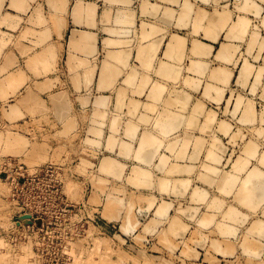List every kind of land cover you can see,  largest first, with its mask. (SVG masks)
I'll use <instances>...</instances> for the list:
<instances>
[{
	"label": "rangeland",
	"instance_id": "374dc122",
	"mask_svg": "<svg viewBox=\"0 0 264 264\" xmlns=\"http://www.w3.org/2000/svg\"><path fill=\"white\" fill-rule=\"evenodd\" d=\"M185 1L186 0H129L128 5H120L119 3H116V2L113 3L112 1L108 2L106 0H99V3H105V5L106 4L111 5L110 13H108L105 16L106 19H108L109 17L111 19L113 11H115V13H114L115 18H117L120 15H124L126 18L128 17V19L131 20V22H128V23H121V22H118L117 20H114L113 23H112V21L110 22L111 24L121 25L123 27L126 26L125 30H127V34H129V32H130L129 30H132L133 27L135 26V24H137V26H140V29L142 30L141 34L139 36V39H140L141 35L144 38V39H141L142 41H145V39L148 40V39L156 36L157 43L158 44L160 43V45H158L157 47L156 46L150 47L151 50H149V48H148L146 51H142V50L146 49L145 47H142L140 49L138 48L137 54H136L137 56L129 64V66L127 65V67H126V65L125 66L123 65V62L122 63L120 62L121 65L118 64L119 63L117 60L118 58H116V60H117V62H116L115 57L112 60L113 61L115 60L116 63L113 62L112 60H110L111 62H108V63L104 62V63L99 64L101 67V70H103V72L106 71L105 74L109 73L107 69L110 66L111 67L114 66V67H116L117 74L119 71H122V70H123V72L121 74L124 73L126 75V71H127V72H130V76H132L131 74L133 73V75L135 76V78L133 77V79H132V77L126 78V77H124L125 75L121 78L114 77L112 80V84L110 83L111 82V79H110L109 84L105 87H102V88L100 86V82L102 79L97 78L96 75L92 79H90V78L84 79L83 86L79 85V83L78 84L75 83L76 84V86H75L74 82H80V80H72L71 84L74 85L75 91H77L76 95H74V99L76 100L78 107H81L83 109H85V107H89V108L93 109V115H92V119H91L92 120L91 121L92 122L91 129L90 128L86 129V127H85V119H86L85 114L79 115L78 118H76L77 122L76 121H74L73 123L67 122L68 125L67 124H65L64 126L62 125L63 127L61 125H57V124L53 123L51 121V119L48 120L47 119L48 117L46 118L47 119L46 122L41 124L42 122L41 123L37 122L33 118H26L25 116L20 115V116L14 117V120H16V121L18 120V122L16 123V124H18L17 126L6 127L5 124L1 123L4 119H8V117L6 115V111L4 110V108H2V110L0 111V264H264V235H263V239H261L262 238V237L260 238L261 235L258 234V233L264 234V231H261L264 227L263 226L264 224L262 223L263 224V225H261V227L263 226L262 228L258 227L260 225L259 221H260V223H261V221L264 222V216H263V213H264V197L263 198L260 197V196H264V182H260L259 180H256V181H253V184H252V189H253L252 194L259 196L261 198V200L259 201L260 198L256 197L258 201L255 200V202L260 203L263 200L260 204H258V203L255 204V202H254L255 206L260 205V206H258V208L254 207L257 209L252 208L254 210H250L251 209L250 207L251 206L253 207L254 204L251 205V204H247V202L244 203L243 201L246 200V199H244V195H245L244 192L245 191H243V193H241L242 191L240 190V188L243 186L242 180H244L246 178V175H247L244 172L251 173L252 172L251 169L254 170V167H255L256 171L263 174V176H264V163L259 164V162L264 161V160L260 159L261 161H259L257 163V159H259L260 157L262 158V156L264 154V152L262 153V151H264V145H263L264 144V133H263L264 132V123L263 122L264 121H262V118H264V114L262 113V112H264V95L262 94L264 92L263 91V89H264V25L262 24L263 23L262 21L264 20L263 19L264 0L263 1H261V0H206L205 2H204V0H202L203 2L200 0H189V3L191 2L192 6L194 4V6L192 8L193 11L190 12V15H191L190 18L193 17L195 20L194 16L198 12V11L194 12L198 9L196 6H199V8H200V9H198L200 15L199 16H198V14L196 15V21L200 22V25H202L201 27H203L204 25L206 26L207 21H209L211 23V25H212V23L215 22V20L218 21L217 16H216V18H214V21H211V19H209L210 18L209 16L215 17L214 15L216 12L214 11L215 12L214 13L212 10L219 11V14L220 13L222 14L223 12H225V15H226V16H224L225 20H223V22H222V18H223L224 14H222V16L220 14L221 18L219 19L222 22V23H220V25L223 24L224 22H226L227 25L224 23V25L226 27L225 30H224V25H223V29H222V25L221 26L219 25L221 28L218 26V23L220 21H218V23H216L217 26L214 25L216 28L215 30L211 29L212 27H214L213 25L210 28V31H212V32L215 31V33L218 32L216 34V35H218L217 36L218 39L216 38V41H212V38H211L212 36L211 37L208 36L209 34L213 35V33L211 34L210 31H208V33L209 32L210 33L209 34L207 33L208 35L206 36V38L203 37V32H205V30H206L205 27L202 29L199 28V30L197 29L198 32H195L196 27L194 28V26H197V25L194 22H196V21H194L193 19H192L193 21H191V19L189 20V18H187V20H185L186 19L185 16L189 15V13L187 14V11L188 10L190 11V9H191L190 8L187 11L185 10L186 9L185 3H184ZM187 2H188V0H187ZM216 2H217V4H216ZM182 3L184 4L185 9H184V7H181V5H183ZM191 3H190V7H191ZM245 3L247 5H252L254 3V5H257V7L252 5L249 8V7L245 6L246 5ZM80 5H81V3L78 2L79 7H80ZM241 5L242 6L244 5V8H245L244 10H243V7ZM125 6H126V8H125ZM142 6H145V8H147V11L149 10L148 14L145 12L143 13L144 9H142ZM129 7H130V9H129ZM254 7L256 9L257 8L258 9L254 10L255 9ZM97 10L100 12V10L97 9V7L94 8L95 18H96ZM141 10H143V11H141ZM163 10H165L166 13ZM203 10H206L207 12H204ZM220 10L221 11L223 10V11L221 12ZM124 11H126L127 13ZM162 11L164 12V14L162 13ZM255 11H257V12L260 11V13L258 14ZM172 12H174V13H172ZM208 12L211 13V15ZM212 12L214 15H212ZM227 12H228V14H227ZM122 13H124V14H122ZM167 13H168V15H167L168 18H166ZM185 13L187 15H182ZM201 13L204 15L203 17H202ZM206 13H208V14H206ZM142 14H146V15L143 16ZM169 14L170 15L173 14V18H174V20H172V17H171L170 20H172V21H170V23L168 21L169 16H170ZM178 14L182 15V17L184 16L183 17V19L185 18L184 22L182 21L183 20L182 18H181L182 20L180 19L181 16H178ZM192 14H193V16H192ZM219 14H218V16H219ZM164 15H165V17H163ZM205 15H207V16H205ZM228 15L230 17L229 20H227ZM200 16L202 17L201 20L204 18L203 19L204 21L202 20L203 23L200 20ZM80 17H81V14L79 12L78 18H80ZM150 17H152V22H150V20H149ZM176 17H178L181 21ZM187 17H189V16H187ZM205 17H209L208 20ZM213 17H211L212 20H213ZM243 17L247 19V20L246 19H244V20H246L247 22H250V23L249 24L247 23V25L246 24L244 25L243 24L244 20L242 21ZM197 18H199V19H197ZM238 18H239V20H238ZM176 19H178L180 22H178V20H176ZM165 20H167V21L165 22ZM188 20H189V23H191V22L192 23L189 24L187 22V24H186V21H188ZM144 21H145L146 26L144 25ZM227 21H228V23H227ZM238 21H241L242 23L238 22ZM232 22L234 24L239 23V26L241 23V24H243L241 26H246V27L248 26L250 28L247 27L246 29L248 31L245 29L244 32H246V33L242 34V36H241L242 38L237 39L238 36L236 37V36L232 35V33L234 32L233 31L234 26H232L233 25ZM150 23H151V25H149ZM178 23H179V25H178ZM244 23H246V22H244ZM193 24H194V26H193ZM236 24H235V26H236ZM152 25H154L153 28L151 27ZM143 26H145L144 29H142ZM157 26H159V29ZM179 26L182 28L180 29ZM237 26L235 27V31L238 32L239 28L237 29ZM191 27H193V28H191ZM229 27L231 28L230 30L233 31L232 33L229 31L231 33V35L233 36V38H231L232 36H229L230 33H228L229 35L227 34L229 37L226 35V33L229 30ZM232 27H233V29H232ZM160 28H161V32H159ZM207 28H209V27H207ZM217 28H219L218 31H216ZM147 29H150L151 33L146 34L145 32ZM156 29H158L159 31L156 32ZM203 29H205V30L203 31ZM220 29H222L223 31ZM207 30H209V29H207ZM226 30H227V32H226ZM191 31H193V32H191ZM177 32H178V34H177ZM252 32L255 33V35L250 36V33L252 34ZM234 33H236V32H234ZM123 34L126 35V33H123ZM176 34L178 36H181L184 38L186 37V35H188L184 40V41H186V42H184L185 47H182L184 49V50L183 49L182 50L185 52L182 54L184 57L181 58L182 59L180 61L181 64H180V62L178 64L179 70L181 72L178 71L179 76L177 75V77L174 78L176 80L178 77H180V79L178 78L177 82L175 80H173V81L171 79L169 80V77L167 79V77L162 76V72L159 73L160 71L158 70V68H160L162 65H164L163 62L165 60L167 61V62L165 61L166 63H168V62L170 64L172 63L171 58H169V57H171L173 55L174 51L173 52L170 51V52H172V55L168 57L167 55H170L171 53L167 54V52H168L167 50L169 49V47H168L169 46L168 45L169 40L171 41L172 35H176ZM144 35L146 38L144 37ZM163 35H164V38H161L162 40H160V37H162ZM234 35H236V34H234ZM243 35H245V36H243ZM214 36H215V34H214ZM207 37L209 39L210 38L211 39L209 40V39H207ZM226 37H228L230 39H228ZM235 37H236V39H234ZM253 37H255L254 41L255 40H257V41L259 40V41H258V43L255 41V43L257 45L255 44L256 45L255 46L254 44H252L255 47H254V49H251V48H249V47H251L249 44L252 43V41L250 39L253 40ZM192 39L195 41L197 40L199 42H202L204 45L205 44H206V46L208 45V47L211 46L210 55L207 56V54L206 55L203 54L199 57L196 55H192V54L190 55L189 50H190L191 43L193 44ZM241 39H242V41L243 40L244 41L242 42ZM221 42H223V43H221ZM231 42L233 44H235V46L232 47V49H230V47L233 46V44L231 46H229V44H231ZM260 42L262 44V48L259 45ZM226 43L227 44L229 43L228 44L229 49L227 52V53H229L228 54L229 57H228V59H226V60L224 59V61H222L223 59L219 58L217 54H218L220 48H222V47L224 48L223 44L225 45ZM247 44H248V48L251 50H249L247 48ZM228 46H227V48H228ZM257 46H260L261 49L258 48ZM170 48L172 50L171 46H170ZM186 48L188 50H186ZM225 48H226V45H225ZM152 49L154 51H152ZM233 49H234V51H232ZM258 49H259V51H258ZM151 51H152V53H151ZM143 52L148 53L147 55L154 56L152 62L147 61L146 58H148V56L145 58L146 60L144 59L145 56L143 58H139V59H142L140 61H143V59H144V61H147L149 63V65H151V67L147 66L148 63H147V65H145L146 62H144L145 64L143 65V63L138 60V57H139L138 55L139 54L143 55ZM231 52H233V53H231ZM258 53H259V56L258 57L255 56V55H258ZM142 55H140V57H142ZM164 56L165 57L167 56V58H169V59L167 60ZM175 57H176V55H175ZM185 57H187L189 59H187V58L185 59ZM196 58L198 60H201V61L203 60L201 63H203L204 61L205 62L208 61V62H206L207 64L209 63L208 65L205 64V62H204V64L206 66H209V67L204 66V67H206L205 70H204V67H203V69L201 68L202 67L201 63H200V65H198V66H201L200 69L202 71H205L206 74L203 75L204 72L200 74V69H197V70L195 69L194 66H196V65H194L195 63H192V60H193V62H195V61H197V60H195ZM217 58H219V60ZM210 60H212V61H210ZM190 61L192 64L190 63L189 68L191 69L193 67L192 70L194 69L193 71L195 73H196V71L198 72V70H199L198 73L200 75L194 74L193 72L189 71L190 69H188L187 67L189 66ZM166 63H165V65H166ZM115 64H117V65H115ZM140 64H142L143 66H140ZM99 65L97 63H95V69H94L95 72H96V69ZM159 65H161V66H159ZM244 65H247V67L250 66L251 70L248 69V70H250L249 72H251L250 74H246V72H248V71H246L247 70L246 68H245L246 70L243 69ZM105 66L107 67V69ZM144 66H145V68L143 69ZM168 66H169V64H168ZM180 66L182 67L181 69H180ZM216 66L217 67L219 66V69H218L219 71L220 70H222V71L224 70L225 72L227 71L226 72L227 74H230V72H231V74L229 75L230 77L228 78L227 74H226V76L223 75V73L225 74L224 71L221 75L218 74V71H215L214 74L217 72V74L219 75V76L217 75L219 78L218 79L217 76L213 75V73H212L213 72L212 70L217 69ZM119 67H121V69ZM146 67H147V69H146ZM154 67H157V68H154ZM212 67H214L216 69H213ZM222 67H224L225 69H220ZM102 68H104V69H102ZM137 68H139L142 71V73L145 74L143 76H147V77H143L144 79H142V76H141L140 81H139V79L137 80V76L139 74L136 73L135 71H133V70H137ZM153 68H154V70H153ZM196 68H197V66H196ZM240 68H241V71L239 70ZM207 70L209 72H207ZM242 70H243V72H242ZM156 72H157V74L159 73L160 75L159 74L157 75ZM165 72L163 73V75L165 74ZM166 73H168V72H166ZM210 73L213 76L210 77ZM243 74L247 75V77L245 76L244 79H243V77H244ZM248 75H249V78H248ZM106 76H109V74ZM221 77H223V78H221ZM185 78H188V79H185ZM191 78H192V80L195 79L193 81L195 83L196 82L198 83V81H199V83H198L199 85L193 86L194 83L189 80ZM211 78H214V79L210 80ZM145 79H148V80H145ZM184 79L190 81L193 84L190 85L189 84L190 82L187 83L188 82L187 81V82H185V84H186L185 85L183 82V81H185ZM196 79L198 81H196ZM215 79H218V80L215 81ZM221 79H223V82H221L222 81ZM245 79H247L248 81L247 80H246L247 82L244 81ZM138 81L140 83H142V81L145 83V81H146V84L142 83L143 84L142 85ZM147 81H148V83H147ZM209 81L211 82V87L215 88V90L213 88L211 89V91H212V92L210 91L211 94L208 91L211 88V87H209L210 86ZM217 81H220V82H217ZM171 82H172L173 86L171 85ZM152 83H153V85H155L154 87L157 86L156 88L161 86L163 83H165V84L168 83L167 84L168 86L164 84L165 89H163L164 88L163 85L158 88V89L161 88L160 89L161 91L163 89V91L160 92L161 93L160 97H159V95L157 96L153 92L157 96V97L156 96H154V97H156L157 99L161 98L158 100V102H155L157 100H155L156 98H154L152 94H150V95L152 96V98L155 101H152L153 100L152 98H151V100L149 99L150 98L149 93L152 92L153 90L155 91V89H156V88L152 87L153 86ZM52 84L50 85L48 83L47 87L50 86V89H52V87H53ZM188 84L190 87L187 86ZM207 84L209 86H207ZM90 85L93 86V89H90ZM144 85H147V86H144ZM194 85H197V84H194ZM139 86H142V87L140 88ZM169 86H170V88H169ZM191 86H193V87L191 88ZM216 86L219 89L222 88V91H224L225 93L222 91L217 92ZM120 87H122V88H120ZM134 87H135V91L132 89ZM137 87H139V88H137ZM196 87L198 89L195 90ZM204 87L207 88L206 91L209 92L211 97L208 96V92L206 95L208 98H211V101H210V99L205 97V100H207L205 102L203 96L206 92H204V91L201 92ZM228 87H229V89H228ZM171 88H173V89L170 90ZM206 88H204V89H206ZM218 88H217V90H218ZM87 89H88V94H86ZM82 90H84V92ZM118 90H122V91H118ZM149 90H150V92H149ZM177 90H179V91H177ZM229 90H232L233 92L232 91L230 92ZM164 91H166V92H164ZM170 91H171V93H169ZM213 91H216L217 93H219V95L217 96ZM121 92H123V93H121ZM183 92H185V93H183ZM119 93H121V95ZM166 93H167V95H166ZM168 93H169V96H168ZM173 93L174 94L176 93L178 95L180 94V95L179 96L176 94L174 95ZM222 93H224V94H222ZM236 93L239 96L241 95L240 96V98H241L240 102H242L241 104L237 103V102H239L238 101L239 98H236V96H238V95H236ZM122 94H124V95H122ZM183 94H186V96ZM188 94L190 95L189 97H191V98L190 99L186 98V99L189 100L190 103L187 102L188 105H186L184 103L186 107L184 105L183 106L186 109L189 108V110L182 109L183 108V106H182L183 102H181V100L183 101L185 99V97H187ZM118 95H120V96H118ZM215 95H216V98H215L216 100L214 99ZM221 95H223L222 99L220 97ZM124 96H125V98H123ZM167 96L172 102H173L174 96H176L175 100L177 99V97H179L178 100L180 101V103L178 104V101L176 100L177 104H178V105H176V102L174 100L173 104H171L170 100L168 101ZM200 96H202V97L200 98ZM103 97H105V100L103 101V103H100L99 100H100V98H103ZM120 97H122V99H120ZM106 98H107V100H106ZM182 98H184V99H182ZM242 98H243V101H242ZM163 99H166L165 100L166 102L168 101V104H170L169 105L170 107H167L168 105ZM213 99L215 101H212ZM246 99H248V100H246ZM160 100H162L163 103ZM253 100H254V102H253ZM198 101H199V103H198ZM131 102H134L135 104L134 103L132 104ZM138 102H139V104H136ZM184 102H186V100ZM150 103L151 104L155 103V104H152V106H151ZM131 104H132V106L133 105L139 106V107L137 106L139 110L136 111V113L146 114V115L151 117V120H150V118H148L149 119L148 121H146V119H144L145 120L144 122L145 123L147 122L146 125H145V123H140L143 120L142 121L139 120V122L138 121L135 122L136 125L134 124L135 126H132V128L130 127L129 128L130 132H129V130L127 129L128 127L126 125L129 124V121H130V125L134 121V119H133L134 115H132V113L129 111ZM198 104H200V106L203 107V109L200 108V106H198ZM237 104H240V105H237ZM249 104H251V106ZM144 105L147 109L145 107H144L145 109L143 108ZM153 105H155V107L157 106V108L153 107ZM173 105H176V108ZM204 105H205V108H204ZM247 105H249L250 107L253 106L252 109L255 110L256 112L249 110L251 113V114H249L248 109L250 107L248 106V108H247ZM193 106H195V107H193ZM235 106H239V109H238V107H236V109H237L236 110ZM133 107H136V106H133ZM148 107H150V108L148 109ZM163 107L166 109H163ZM180 107H182V108H180ZM244 107H245V111H248L247 114H249L248 120L246 122H244V121L247 119V114L244 111ZM151 108L153 109V112H151L152 111ZM169 109L172 113L171 112L169 113ZM147 110L148 111L151 110V111L148 112ZM193 110H195V111L197 110L198 114L195 112L196 116H194L193 113L191 112ZM200 110H202L201 115H199ZM160 111H161V113H164V112L166 113V115H167L166 119H165V114H161ZM189 111L191 112V114L194 117H196V119L194 117H193L194 119H192L193 121L195 120L194 121L195 124H197V122L199 123L197 125L194 124L196 126V128L194 127L193 123H191L193 121L189 122V120H190L189 118L191 116ZM208 112L212 113V115L209 114L210 116H208L207 115ZM244 112H245V115L243 114ZM147 113H149V114H147ZM177 113L182 114L183 120L181 121L179 126L176 125L177 127L175 126V129L174 128H173V130L171 129V133L170 134L168 133L169 136H167V138H164L167 134L163 133L166 135L165 136L162 135V133H160V132L163 130L160 131V129H164V127L167 126V125L164 126L165 121H166V124H169L171 122V120L173 119L177 123L178 121L174 119V117L176 116ZM252 113H254V116L256 118L253 119ZM171 114H173L174 116H172ZM259 114H262V116H260ZM250 115H252V117H250ZM170 116H171V118H167ZM206 116H208L209 118H207ZM162 117H164V119ZM210 117H211V119H212V117L214 118L212 121L214 123H210L212 126L210 125V127H209L210 121L207 119H210ZM154 118L156 120H158V118H159V120H160V122L156 123V125H155V122H157V121ZM191 118H192V116H191ZM242 118L243 119L245 118V120H243ZM169 119H171V120H169ZM187 119H189V120H187ZM205 120H207V121H205ZM163 121H164V124L161 125L160 123L161 122L163 123ZM174 121H172L171 123H175ZM187 121L189 122L188 124L186 123ZM80 122L84 124L82 127H81V125H79ZM221 122H223L224 124H222ZM123 123L125 125H122ZM148 123L149 124L151 123V124L149 125ZM203 123H205V129H204V127L201 128V126H200V124L202 125ZM219 123H221V124H219ZM20 124H23V126H21ZM140 124H142V125H140ZM191 124L193 125V127L195 129H193V127L191 129V126H190ZM137 125H138V127H136ZM152 125L154 127L153 129H152ZM158 125L159 126L161 125L162 127L163 126L164 127L159 128ZM218 125H220V126L225 125L226 126V127H224L225 129L223 127H221L220 129L223 128L225 131H227L228 132L227 135H224V133H226V132L223 133V131H222L223 129L221 131L218 130V127H219ZM197 126L199 127V129ZM125 127H126V130H128L129 135H128V133H124ZM133 127L136 130H133ZM169 128H171V127H169ZM200 128L202 130L204 129V131H201ZM216 128H217V130H216ZM237 128H238V130H237ZM131 129L133 130V133H134V134L132 133L133 135L131 134V132H132ZM150 129L152 130V132L149 131V132H151L149 134H153V136L152 135H148V136H151L152 139H153V137H157L154 139L159 138L161 141H163L162 142L163 144H162L160 142V140L158 139V142H160L162 144L161 145L159 143L162 147L159 148L158 142H157V144L155 143L157 145V147L159 148V150H157L158 155L155 154V157H154L155 159L152 158V160H150L151 162L149 160L144 162V160H141L139 158L137 160V158H135L134 153L139 151L138 149L146 142V141H144V142L142 141L143 144L139 142L140 143V146H139L138 145L139 144L138 139L140 138L139 141L142 140V137H139V135H143V138H144V136H146L148 134V133L147 134H145V133ZM239 129L242 132L240 134L237 133V132H240ZM254 129H257V131H254ZM126 130H125V132H126ZM143 130H144V132H145V130H147V131L144 133ZM154 131L156 133H154ZM65 132H67V133H65ZM232 132H234L235 134L237 133V135H236L238 137V138L236 137L237 139L236 138L234 140L231 139L234 135ZM157 133H159L163 137H161ZM130 134H131V136H130ZM230 134H233L232 137H230ZM8 135L11 136L12 139L17 138V140H15V141L19 142L18 146L16 145V143H18V142L14 143V141L10 137H7ZM110 136H112V137H110ZM128 136H130V137H128ZM113 137H114L115 141L113 140ZM108 138H110V139L112 138L111 140L110 139L109 140L113 141L114 144L116 143V145L114 146L113 142H110L108 140ZM149 138L150 137H148V139ZM162 138L164 140H162ZM171 138H173V139H171ZM177 138H178L180 144L183 143L184 139L185 140L188 139L190 141V143L188 144V147H187L186 157L183 159H180V160L175 159L176 157L172 156L173 155L172 151H171L172 154L169 153L171 150V148L169 149V147L171 146V144L169 145V142H171V140L173 141L174 139L177 140ZM212 138H214L215 140H212ZM19 139L22 140V143H24L21 146H19L21 144L20 143L21 141ZM145 139H147V138H145ZM249 139H251V145H252L253 141L256 143V146L255 147L253 146V147L255 148L254 152H256V149H257V152L256 153H254L253 151L252 152L254 154H256L255 157L257 159H253L254 158L253 153L251 154L247 150L251 147L249 145L250 143L248 142ZM192 140H194V141L198 140L199 142L202 143V144L201 143L200 144L203 147V148L200 147L201 151L198 148V153L194 157L192 156V154L195 151L194 147H196V143H199V142L196 141L195 146H193L194 141H192ZM216 140H219V141H216ZM156 141L154 140V142H156ZM210 141H216V142H214L215 145L213 144L212 149L210 147V146H212V144L209 146V143H211ZM243 141H246V143ZM150 142H151V140H150ZM150 142L149 143L146 142L144 145L150 144ZM154 142H153V144H154ZM175 142L177 143L178 141H173L174 144H176ZM247 142H248V145L250 147L245 149ZM153 144L151 143L152 146H153ZM217 144H218V148L216 147ZM110 145H113V146H110ZM243 145H244V147H242ZM248 145H247V147H248ZM262 145H263V147H262ZM121 146H122V148H121ZM164 146H165V148H163ZM214 146L216 147V149L214 148ZM179 147H176L172 150H175L174 152H176V149L178 151ZM124 148L127 150H125ZM207 148H209V151H211V152L207 151L208 150ZM221 148H222V150H221ZM242 148L245 149L246 152L243 151V153H241ZM120 149L122 150V153H121ZM167 149H169L168 152H167ZM247 151L249 152L251 157L250 156L248 157V155L244 156L247 154ZM216 152L218 154H216ZM210 153L216 154L215 156H216L217 160L219 161L218 163L213 162V160H212V162H210V160L209 161L207 160L208 157H209V159H211L210 156L213 155V154L210 155ZM239 153H241V154H239ZM260 154H261V156H260ZM159 155H161V156L162 155H170L169 158H166L168 161V162L166 161V164L168 166L170 163V164H172V166L174 164H177L178 166L180 165V166H182L181 167L182 169H183V167H186L185 170L188 169L187 167H190L193 169L190 171V173H188L184 169L183 170L182 169L177 170V168H180L178 166H176L177 168L174 170L172 169L174 166L173 167L170 166L169 169H172L174 171V173H176V174H174L173 172L171 173L172 170L168 169V171H170V174L166 175V174H164V172H166V170H167L166 168H168V166L167 167L163 166V168L160 165H159V168L157 166L158 164H161L160 163L161 160L159 161V157H158ZM237 155H240V156L242 155V157H243V159H241V162L243 163L242 165H244V161H245L244 157L247 158L246 159L247 163H245V164H248V162L250 164L244 165L245 168H243V166L241 167V164H239V165L237 164L238 168H234V167H236V163H237L236 161L240 160V159H237L238 158ZM190 156H192V157H190ZM240 156H239V158H240ZM102 157L109 158V160L111 159L110 161H112V159H113L115 162H117L118 165H121V166L124 165V167L122 166L120 168L121 170L123 169L121 171L122 175L119 174L120 171L117 172L118 175L115 172H113L116 174L115 175L112 173V171L106 172L105 169L103 170L102 169L103 167L101 168V165H103V163H102L103 158ZM112 157H114V158H112ZM106 158L104 160H107ZM212 158H214V156ZM263 158H264V156H263ZM163 160H164V158H163ZM234 160L236 163L234 162ZM214 161H216V160H214ZM142 162L145 164H143ZM146 162H148L147 166H146ZM233 162H234V164H233ZM241 162L238 161V163H241ZM140 163H142V164H140ZM164 163H165V161H163V164ZM155 165H156V167H155ZM231 166H232V168H231ZM239 166L241 167V169L239 168ZM137 167L140 169L139 171H141L142 169H144V170L146 169V171H148L149 173L151 172V174L153 175V176H151V174H150V176L153 177L152 180L155 179L154 181H152L153 183H151V185H150V183L148 184V186H150V187H147V185L145 186V184H146L145 182L144 183L142 182V184H140V182L144 178L140 175H137L139 173V171H137V174L135 173L136 172L135 169L138 170ZM208 167H209V169H208ZM132 168H133V171L135 173V174L133 173L134 176L139 177L138 179L140 182L136 181L137 183H135L138 185L139 188L134 183L133 184L135 186L132 184V182L135 180L134 179L135 177L132 174ZM211 168L212 169L214 168L213 171H215L213 173V174H215V176H213V177L216 180L221 179L220 182H222V180H224L223 177L224 178L227 177L225 175V173H227V172L229 175H231L233 173H234L233 175H236V176L238 175L237 182L234 183L235 185L232 183L233 184L232 186L233 187L235 186L234 189H233V187L230 188V186H231V184H230L229 186L224 185L225 187L221 191L223 185H220L219 183L213 184V183H210L209 180L202 179L201 174L206 173L207 171H211ZM233 168L235 169V171L237 169H238V171L239 170L241 171L242 168L243 169H250V170L249 171L248 170H246V171L242 170V172L239 171L238 172L240 174L239 175L238 173H236L237 171L233 172V170H234ZM157 170H159V171H157ZM175 170H177V172ZM178 171H181L184 173H181V172L179 173ZM160 172H162V173H160ZM254 172H255V170H254ZM199 173H201V174H199ZM161 174H163L164 177L168 176L167 178H169V176H171L172 179L171 178L168 179L171 181V183L168 182V184H171L170 185L171 187H169V188L172 189V192L170 189H168L169 191L166 190L168 192H164L165 188H162L163 192L161 191V193H160L159 189H161V188L158 187L159 186L158 182L160 183L164 179H167L166 177L164 178ZM171 174H173V175H171ZM248 175H250V174H248ZM130 176H131V178L134 177L133 178L134 180L129 178ZM147 176H149V175H147ZM157 176H160V178H163V180L161 179L162 181H160V178L158 177L159 178V181H158V179L156 178ZM242 176H244L245 178ZM240 178H241V180H240ZM130 179L132 180V182H130L131 181ZM174 179L178 180V181L181 179L182 180V186H184L183 184L186 183L185 185L187 187L184 186L185 191L183 190L181 185H180L181 187H179L177 185L178 181H175ZM172 180H173V182H172ZM183 180H186V182H184ZM155 182H157L158 186H157V184H155ZM153 184H155L156 186L155 185L153 186ZM162 184H164V183H161L160 186H162ZM166 184H167V182H166ZM140 185H142V186H140ZM173 185L175 186V188L178 186L177 189L172 187ZM240 185H242V186H240ZM196 187H199V188L196 189ZM149 188H150V190H152V191H150L151 193L153 192L152 194L149 192ZM173 188L175 190H177V192H179V193L181 192V194L182 193L183 194L180 195L175 190H173ZM204 188H205V191H204ZM199 189H201L200 191L206 192L203 195L204 198H206V201H204L205 199L203 198L204 199V200L202 199L203 203L200 202L201 199H199V198L197 201L195 200V199H197L195 196V193L197 192V190L199 191ZM225 189L227 190V192ZM231 189H233V190H231ZM242 189H244V188H242ZM193 190H195V191L192 192ZM207 191H209V192L207 193ZM223 191L226 193H224ZM237 191H239L238 193L243 195V196L242 197L238 196ZM235 192H236V194H235ZM213 194L217 198H215L213 196ZM149 195H150V199H149ZM206 195H208V197H206ZM151 196L153 197V199H151L152 198ZM191 197H193V198H191ZM112 198H114V200ZM235 198H237L238 200L241 199V202L240 201L238 202L237 199H235ZM110 199H112V200H110ZM170 199H172V200L170 201ZM218 199H220V201L222 199V201H223V203H222V201H221V203L219 201L215 202L216 204L219 202V204L222 205L221 207L218 206L219 209L212 207V206H216V205H214L215 203L213 201L218 200ZM115 200L117 201V204L120 203V205H117L116 202L114 203L113 201H115ZM148 200H150V201L154 200V201H152L153 204L151 205V202L149 203ZM163 200L166 201L164 203L165 205L162 204ZM209 200H211L210 201L211 203H209ZM198 201H199V203H198ZM111 202L115 204V205L112 204L114 206V207L112 206L113 209L112 208H106L105 209V207L107 205L109 206ZM167 202L169 205H171L170 202L171 203L174 202V203H172V207H171L169 205H166ZM178 202H181L182 205H181V203L179 204ZM242 202H243V204L249 205L250 207L249 206L244 207L241 204ZM158 203L159 204L161 203L163 205V206L160 205L162 208L164 206H167L168 209L171 207L169 209L166 217L165 216L162 217L161 215L159 216L160 212H159V214L157 212V210L159 211V209L157 207V206H159ZM148 204H150L151 206ZM207 205H208V209H206ZM160 206H159V208H160ZM230 207L232 208V210H231L232 213L234 214V212H235V215H236V216H233V219H234V217H237V218L239 217L240 220L237 219L234 222H232V220H231L232 217L230 218L231 221L225 220V219H228V217L227 218L225 217L224 220H221L222 218L220 219V217H222L221 213H223L224 211H226L225 213L230 214V209H231ZM155 208H156V210H155ZM162 208H160V210ZM220 208H222L223 210ZM227 208H230V209L228 210ZM225 209H227L228 212ZM104 210L107 212H105ZM173 210L178 211V212H175L173 214L172 213V212H174ZM220 210H222V211H220ZM206 213H209V215L207 214L208 215L207 217H206ZM110 214H111V217H110ZM157 214H158V216H157ZM171 214H172L173 218H175L176 214H177L178 216L176 217V219H178V220L180 219L182 221V223L183 222L186 223V227L184 226L185 224L182 225V223H179V225H178V226H180V224H181L182 227L184 226L186 228V229H183L184 227L182 228L183 230H185V233L182 230V232L184 233L185 236L183 235V233L182 234L180 233L181 228H180V230L178 229L179 234H180L179 237L177 236L178 233H175L174 235H170L175 230L174 231L170 230V232L172 231V233L168 232L169 229H173L174 227L176 229L175 232L178 231L177 225H175L176 219H175L174 225L172 224L174 222V219L172 218V216L170 217ZM227 214H225L223 216H226ZM106 215H107V217H106ZM150 217L151 218L153 217V218L150 219ZM158 217H160L161 219H164V220L168 219L169 223H170V221H172V223L169 224L171 228L168 227L169 228L168 229L167 228L168 222H165L164 220L161 221V219ZM202 217L210 218L211 220L207 219L210 222L209 223L207 222V225H206L204 218L200 219ZM245 217H247V220L245 219ZM127 218H129V221H130V222H128L129 224L126 222ZM243 218L245 221L242 220ZM157 220H158V223H157V226H155L156 225L155 221H157ZM178 220H177V223L180 222ZM202 220H204L205 224H204V222H202ZM152 221L155 222L153 226H152V224H153ZM159 221H161V223ZM200 221H201V223H200ZM256 221L259 224L258 226L256 224L257 223ZM216 222H218L221 225H219ZM244 222H245V224H244ZM131 223L135 227H134V229L131 228L130 229L131 231L127 230V233H126L124 228L126 227L127 224L130 225ZM215 223L218 225H216ZM124 224H125V227L123 228L122 226H124ZM171 224L174 227H172ZM202 224L204 226L205 225L206 226L205 227L201 226ZM222 224L229 225L230 227L235 226L233 228V230L236 233V237L234 236L235 234L233 231H232V234L230 232L229 235H226L227 233H224V232L221 233L220 232L221 236H219V231L220 230L223 231V229H224V226ZM250 224L251 225L254 224V226H252V228L255 227V224H256V227H258L256 230L259 229V232L255 231V230H254V232H252L251 230L249 231L250 228L248 226ZM190 225H191V227H190ZM219 227L220 228L222 227V228L219 229ZM243 227H244V229H243ZM121 228H122V230H121ZM217 228L219 231H217ZM237 228H238V230H237ZM247 228H249V229H247ZM255 228H253V229H255ZM152 229H154V230H152ZM192 230H194V232ZM213 230H214V232H213ZM239 230H241L242 233H243V231L245 232V230H246V233H243V235L246 234L244 236L246 237L245 239L248 240L247 241L248 243L246 241L244 242L245 239L242 238L243 235L241 234V231H239ZM156 231H157V233H156ZM195 231L197 233H195ZM248 231H249V233H248ZM167 232L169 233V237H168ZM215 232H216V234H213ZM124 233H126V234H124ZM164 233L167 234V235L165 234L166 236L164 235V237H166L167 239H165L163 237ZM202 233L205 235L202 236ZM247 233H248V235H247ZM256 233L258 235H256ZM158 234H162V235H160V236H162L161 239H160ZM193 234H194V236H193ZM197 234H199V235H197ZM223 234H225L226 236H222ZM254 234H255V236H254ZM181 235H183V236H181ZM191 235H192V237L190 238ZM238 235L240 237H238ZM174 236H176V237H174ZM247 236L250 240H252L251 239L252 236H253L252 237L253 240L255 238H257L255 240H257L258 242L257 241L255 242V240H254L255 248L253 246V243L249 242V239L247 238ZM223 237H225L224 239L229 238L231 244L234 243V244H232L233 245L232 248L230 246L231 244L228 245L233 250V252L230 251V248L228 246H226L227 248L223 247L226 245V244L224 245L223 242L226 241V243H227V241H229V240L222 239ZM234 237H235V239L233 240ZM187 238H188V240H187ZM200 238L202 240H200ZM212 238L213 239L215 238L217 241L220 240V242L222 240V243H221L222 245L220 246V244H217V241L216 242L213 241ZM239 238H241V239H239ZM163 239L167 240L168 242L167 241L163 242ZM196 240H198V243H196ZM210 240H212V242ZM240 241H242L244 245ZM210 242L211 243L215 242L220 247L219 248L217 246L215 250L219 249V251H215L214 250L215 247ZM238 242H240V244L242 245V248ZM259 242H261V244H263V245H261ZM182 243L185 246H183ZM215 243H214V245H216ZM245 243H246V246H245ZM249 243L251 244V249L249 248L250 247ZM247 245H249L248 248H247ZM212 247H213V249H212ZM221 247H223V248H221ZM244 247H246L247 250L248 249L253 250V248H254L253 251L258 250V252L255 253V255L249 253V254H251V256H250L248 254L247 250H245L246 248H244ZM256 247H260L262 249V251L259 248L256 249ZM233 248H235V249H233ZM243 248H244V252L242 250ZM223 249L229 250V251L225 250L227 255H226V253H225V255H223V253H224ZM220 251H222V252H220ZM194 253H196L197 255ZM228 253H229V255H228ZM230 254H232V255H230ZM248 255H249L251 260L247 257ZM252 256H253V258H252Z\"/></svg>",
	"mask_w": 264,
	"mask_h": 264
},
{
	"label": "crops",
	"instance_id": "0c3cea01",
	"mask_svg": "<svg viewBox=\"0 0 264 264\" xmlns=\"http://www.w3.org/2000/svg\"><path fill=\"white\" fill-rule=\"evenodd\" d=\"M106 1L120 5H128L129 2V0ZM78 2L81 3V8ZM87 7L90 8L91 13ZM96 7L100 12L97 10L95 18L94 8ZM78 10L81 11L80 18H78ZM110 10V4L99 3V0H0V111L4 108L6 115L9 116L1 122L2 124L6 127L17 126L18 120H14V117L22 115L42 122L41 124L51 119L53 123L64 126L67 118L73 123L77 122L76 118L79 115L85 114V127L91 129L93 109L78 107L74 99L77 91L71 84L72 80H80L74 84L79 83L83 86L84 79H92L96 75L97 78L103 77L100 86L105 87L108 81H105V76L101 75L102 70L99 64L111 62V54L115 56L121 55L120 52L122 55L127 53L126 56L123 55L125 58L128 57L124 59L127 61L125 62L127 67L137 56L138 48L148 49V46H158L156 36L145 41L139 39L142 30L137 24L125 37L123 33H127L126 26L114 25L110 22L117 20L126 23L125 19L130 22L131 20L124 15L115 18V11L111 19L110 17L106 19L105 16L110 13ZM149 20L152 22V17ZM145 33H151V30L147 29ZM118 40L121 41L118 43ZM153 57L149 55L151 62ZM95 63L99 65L96 72ZM112 67L109 69L114 73L112 80L114 77L121 78L125 75L121 74L123 70L117 74L116 67ZM133 71L140 75L137 76V80L143 75L139 68ZM124 77H130V72L126 71ZM14 79H18V82H14ZM48 83L50 85L53 83L52 89L48 88L49 86L44 87ZM3 88L7 89V93L5 91L3 93ZM90 89H93L92 85ZM132 89L135 91V87ZM2 93L5 96H2ZM100 100L103 103L105 97ZM60 102L63 106L59 104ZM13 107L17 111H12ZM130 109L129 111L132 112L133 110ZM138 110L132 113L135 118L134 123L137 115L139 117V113H136ZM9 111L19 114L13 113L14 117H12ZM140 115L146 116V114ZM176 116L180 118L182 114L177 113ZM69 118L72 120L70 121ZM20 125L23 126V124ZM79 125L82 127L84 124L80 122ZM164 157L169 158L170 155H164ZM204 174L209 177L210 183L221 185V179L216 180L212 171L201 175Z\"/></svg>",
	"mask_w": 264,
	"mask_h": 264
},
{
	"label": "bare ground",
	"instance_id": "6f19581e",
	"mask_svg": "<svg viewBox=\"0 0 264 264\" xmlns=\"http://www.w3.org/2000/svg\"><path fill=\"white\" fill-rule=\"evenodd\" d=\"M200 1H202V0H200ZM205 1H206V0H204V2H205ZM261 1H263V0H261ZM202 2H203V1H202ZM214 2H215V1H214ZM218 2H219V1H218ZM255 2H256V1H255ZM184 3H185V6H186V9H185V6H184L183 3H182L183 5H181V7H184V9H185L186 11H187L188 9H190V8H191V9H190V11H189V10L187 11V14L189 13V15H187L186 13H185V14H182V15H187V16H189V17L185 16V17H186V19L184 18L185 20H187V18H189V20L191 19V21H193L194 18H193V17L190 18V16H191V15H190V12L193 11L192 8H193L194 4H193V6H192V3L190 2V3H191V7H190L189 0H188V2H187V0H186ZM187 3H188L189 5H188ZM206 3H207V2H206ZM246 3H247V2H246ZM246 3H245V4H246ZM209 4H210V3H209ZM212 4H213V3H212ZM214 4H215V3H214ZM216 4H217V2H216ZM245 4H244V5H245ZM244 5H243V6L241 5V6L243 7V10L245 9V8H244ZM252 5H254V3H253ZM252 5H247V4H246L245 6H247V7L250 8V6H252ZM254 6L257 7V5H254ZM196 7H197L198 9H200L199 6H196ZM218 7H219V6H218ZM242 7H241V8H242ZM255 7H254V8H255ZM87 8H88V7H87ZM201 8H202V7H201ZM142 9H144V11L141 10V11H143V13L145 12V13L148 14V11H149V10L147 11V8H145V6H142ZM198 9H197L196 11H194V12H197V11H198V12L196 13V15L198 14V16H199L200 14H199V10H198ZM257 9H258V8H257ZM257 9L255 8L254 10H257ZM88 10H89V8H88ZM145 10H146V11H145ZM185 10H184V11H185ZM248 10H249V9H248ZM248 10H247V11H248ZM78 11H79V10H78ZM86 11H87V9H86ZM163 11L165 12V10H163ZM163 11H162V13L164 14ZM200 11H201V10H200ZM203 11H204V12H207L206 10H203ZM212 11H213V12H214V11L216 12V13L214 12L215 15H214L213 12H212V15H214L215 17H213V16H209L210 18H209V17H205V18H207V20H208V18H209V19H211V21H214V18H216V16H217L218 21H220L219 19L221 18V17H220V14H221V13L219 14V11H216V10H212ZM220 11H221V10H220ZM222 11H223V10H222ZM222 11H221V12H222ZM228 11H229V10H228ZM79 12H81V11H79ZM82 12H83V11H82ZM89 12L91 13L92 11L89 10ZM168 12H169V11H168ZM217 12H218V13H217ZM255 12H257V11H255ZM261 12H262V11H261ZM87 13H88V11H87ZM141 13H142V12H141ZM165 13H166V12H165ZM172 13H174V12H172ZM202 13H203V12H202ZM202 13H201V14H202ZM208 13H209V12H208ZM208 13H206V14H208ZM249 13H250V12H249ZM257 13L259 14L260 11H258ZM209 14L211 15V13H209ZM218 14H219V16H218ZM222 14H224V15H223V18H222V22H223V20H225V17H224V16H226V15H225V12H223ZM222 14H221V16H222ZM227 14H228V12H227ZM253 14H254V13H253ZM142 15L144 16V15H146V14H142ZM167 15H168V13L166 14V18H168ZM169 15H170V14H169ZM171 15H172V16H171ZM171 15L169 16V19H168L169 23H170V21L174 20V18H173V14H171ZM182 15L178 14V16H181L180 19H181V18L183 19L184 16L182 17ZM194 15H195V14H194ZM196 15L194 16V17H195V20H194V21H196ZM192 16H193V14H192ZM203 16H204V15L202 14V17H203ZM205 16H207V15H205ZM121 17L124 18L123 16H121ZM148 17H149V16H148ZM163 17H165V15H164ZM171 17H172V20H170ZM202 17L200 16V20H201ZM211 17H213V20H212ZM228 17H229V15L227 16V20L230 19V17H229V18H228ZM176 18H178V17H176ZM124 19H125V18H124ZM162 19H163V18H162ZM178 19H179V18H178ZM178 19H176V20H178ZM180 19H179V20H180ZM182 19H181V20H182ZM184 19L182 20L183 22L185 21ZM192 19H193V20H192ZM197 19H199V18H197ZM203 19H204V18H203ZM203 19H202V20H203ZM244 19H246V18L243 17V18H242V21H243ZM263 19H264V15H263ZM122 20H123V19H122ZM125 20H126V23L130 22L129 20L127 21V19H125ZM145 20H146V19H145ZM179 20H178V22L181 21V20H180V21H179ZM189 20L186 21V24H187V22L189 23ZM202 20H201V22H202ZM207 20H206V21H207ZM238 20H239V18H238ZM246 20H247V19H246ZM246 20H244V22H246V23L243 22L244 25H245V24L247 25V23H248V24L250 23V22H247ZM166 21H167V20H165V22H166ZM191 21H190V22H191ZM203 21H204V20H203ZM216 21H217V20H215V22H214L215 24L212 23L213 26H214V25L217 26L216 23H218V21H217V22H216ZM176 22H177V21H176ZM183 22H182V23H183ZM222 22L220 21V22L218 23V26H219L220 23H222ZM229 22H230V21H229ZM238 22H241V21H238ZM262 22H263L262 24L264 25V20H263ZM191 23H192V22H191ZM191 23H189V24H191ZM194 23L197 25V26H194V24H193L194 28L196 27V28H195V32H198L197 29L199 30V28L202 29V28L205 27L206 30L203 29V31L205 30L206 33L203 32V37L206 38V36L211 32V34L213 33V35H210V34H209L208 36H209V37L212 36V37H211V38H212V41H216V38H217V36H218V35H216V34H217L218 32L215 33V31H214V32L210 31V28L212 27V25H211V23H210L209 21H207V25H208V26H207V25H206V26L204 25L203 27H201L202 25H200V22H199V21H196V22H194ZM202 23H203V22H202ZM204 23H205V22H204ZM209 23H210V24H209ZM224 23L226 24V22H224ZM224 23L221 24V25H222V29H223V25H224ZM227 23H228V21H227ZM230 23H231V22H230ZM241 23H242V22H241ZM241 23H240V26L243 25V24H241ZM133 24H134V23H133ZM186 24H185V25H186ZM232 24H233L232 26H234V29H233V27H232V29H233V31L236 32V33H234L232 30H230L231 28L229 27L228 32H227V30H226V32H227L226 35H227L228 33H230V32H231V33L233 32V33L236 34V35H234L233 33H232V35H233V36H236V37L238 36L237 39L242 38V37H241L242 34H243V33H244V34L246 33V32H244V30H245L248 26H247V27H246V26H241V27H240V26H239V23H238V24L235 23L236 26H237V25L239 26V27L237 26V29L239 28V29H238V32H237V31H235V27H236L235 24H234L233 22H232ZM131 25H132V24H131ZM142 25H143V24H142ZM144 25H145V21H144ZM149 25H151V23H150ZM178 25H179V23H178ZM178 25H177V26H178ZM181 25H182V24H181ZM209 25H210V26H209ZM221 25H220V26H221ZM226 25H227V24H226ZM145 26H146V25H145ZM145 26H143L142 29H144ZM153 26H154V25H152L151 27L153 28ZM188 26H189V25H188ZM215 26L212 27L211 29L215 30V29H216ZM220 26H219V27H220ZM149 27H150V26H149ZM157 27H158V29H159V26H157ZM157 27H156V28H157ZM179 27H180V26H179ZM197 27H198V28H197ZM207 27H209V28H207ZM256 27H257V26H256ZM181 28H182V27H180V29H181ZM191 28H193V27H191ZM220 28H221V27H220ZM225 28H226V27H225V25H224V30H225ZM248 28H250V27H248ZM254 28H255V27H254ZM158 29H156V32L159 31ZM207 29H209V30H207ZM218 29H219V28H217L216 31H218ZM222 29H220V30H222ZM192 30H193V29H192ZM246 30H247V29H246ZM154 31H155V30H154ZM193 31H194V30H193ZM193 31H191V32H193ZM208 31H210V32L208 33ZM222 31H223V30H222ZM229 31H230V32H229ZM247 31H248V30H247ZM159 32H161V28H160V31H159ZM195 32H194V33H195ZM194 33H193V34H194ZM204 33H205V34H204ZM207 33H208V34H207ZM231 33H230V35H229V34H228V35H229V36H232ZM126 34H127V33H126ZM177 34H178V32H177ZM177 34H176V35H177ZM195 34H196V33H195ZM198 34H199V33H198ZM214 34H215V36H214ZM228 35H227V36H228ZM247 35H248V34H247ZM251 35L253 36V35H255V33L252 32V34L250 33V36H251ZM127 36H128V34H127ZM146 36H147V35H146ZM187 36H188V35H186V37H187ZM229 36H228V37H229ZM233 36H232L231 38H233ZM243 36H245V35H243ZM125 37H126V35H125ZM144 37H145V35H144ZM186 37H185V38H186ZM224 37H225V36H224ZM228 37H226V38H228ZM236 37H235L234 39H236ZM145 38H146V37H145ZM161 38H164V35H163L162 37H160V40H162ZM171 38H172L171 41L169 40V43H168V45H169V46H168L169 49L167 50V51H168L167 54H169V53H171V54H170V55H167V56H168V57L171 56V55H172V52L174 51V52H173V55H172L171 57H169V58H171L172 63H171V64H170L169 62L166 63L167 61L165 60L166 62H165V61L163 62L164 65H162V66L159 65V66H161V67L158 68V70L160 71V72H159V71H158V72H159V73L162 72V76L167 77V79H168V77H169V80L171 79V80L173 81V80H175L174 78H176L177 75L179 76L178 71H180V70H179V66H178V64H179V62L182 60L181 58L184 57L182 54L185 53V52L183 51L184 49H183L182 47H185V46H184V42H186V41H184V40H185L184 37H181V36H178V35H177V36L172 35ZM211 38H210V39H211ZM248 38H249V37H248ZM250 38H251V37H250ZM254 38H255V37H253V40L250 39V40L252 41V43L249 44V45L251 46V47H249V48H251V49H254V47L257 45V44L255 43V41H256L257 43H258V41H259V40H258V41L255 40V41H254ZM140 39H144V38L142 37V35H141ZM188 39H189V38H188ZM207 39H209V38L207 37ZM210 39H209V40H210ZM217 39H218V38H217ZM228 39H230V38H228ZM246 39H247V38H246ZM256 39H257V38H256ZM125 40H126V39H125ZM129 40H131V39H129ZM186 40H187V39H186ZM192 40H193V39H192ZM120 41H121V40H118L117 42L119 43ZM141 41H142V40H141ZM188 41H189V40H188ZM231 41H232V40H231ZM241 41H242V39H241ZM243 41H244V40H243ZM243 41H242V42H243ZM160 42H161V41H160ZM192 42H193V44L191 43L190 50H189V51H190V55L192 54V55H196V56H198V57L201 56V55H203V54H204V55L207 54V56L210 55V50H211L210 48H211V46L208 47V45L206 46V44L204 45L202 42H199V41H197V40H196V41L193 40ZM248 42H249V41H248ZM253 42H254V43H253ZM221 43H223V42H221ZM224 43H225V42H224ZM249 43H250V42H249ZM228 44H229V43H228ZM228 44H227V43L225 44V45H226V48H225V45L223 44L224 48H223V47L220 48V50H219V52H218V54H217L219 58L223 59L222 61H224V59H225V60L228 59V57H229V56H228L229 53H227V52H228L229 46H231L233 43L231 42V44H229V46H228ZM252 44H254V45L256 44V45L253 46ZM158 45H160V43H159ZM259 45H260L261 48H262V44H261V42H260ZM170 46L172 47V50H171ZM227 46H228V48H227ZM234 46H235V44H233V46H231L230 49H232V47H234ZM260 46H257V47L260 48ZM156 47H157V46H156ZM173 47H174V48H173ZM252 47H253V48H252ZM148 48H149V50H151L150 47H148ZM236 48H237V47H236ZM247 48H248V44H247ZM249 48H248V49H249ZM261 48H260V49H261ZM157 49H158V48H157ZM182 49H183V50H182ZM251 49H249V50H251ZM146 50H147V49L142 50V51H146ZM186 50H188V49L186 48ZM256 50H257V49H256ZM142 51H141V52H142ZM152 51H154V50L152 49ZM152 51H151V53H152ZM170 51H172V52H170ZM232 51H234V49H233ZM258 51H259V49H258ZM260 51H261V50H260ZM149 52H150V51H149ZM186 52H187V51H186ZM231 53H233V52H231ZM120 54H121V55H115V56H112V54H111V58L113 59V58L115 57V60H116V58H118V59H117L118 62H119L118 64H120V62H121V63L123 62V65H125V62H127V61H126V60L124 61V59H128V57L125 58L123 55L126 56L127 53H126V54L123 53V55H122V52H120ZM144 54H145V55H144ZM147 54H148V53H145V52H143V55H142V54H139V55H138V56H139V57H138V60H139V61L142 60V59H139V58H143L144 56H145L144 59H145L147 56H148V58H149V55H147ZM174 54L176 55V57H175ZM109 55H110V54H109ZM140 55H142V57H140ZM165 55H166V54H165ZM167 56H166V57L164 56V57L168 60L169 58H167ZM255 56L258 57V56H259V53H258V55H255ZM178 57H179V58H178ZM187 57H188V56H187ZM187 57H185V59H186ZM109 58H110V56H109ZM148 58H146V59H147V61L149 62V61H150V60H149L150 58H149V59H148ZM219 58H217V59L219 60ZM112 59H111V60H112ZM144 59H143V61H140V62H142L143 65L145 64L144 62H146L145 65H147L148 62H147V61H144ZM146 59H145V60H146ZM183 59H184V58H183ZM187 59H189V58H187ZM205 59H206V58H205ZM115 60H114V61L112 60V61L115 62ZM117 60H116V62H117ZM195 60H197V61H195ZM195 60H194L195 62H193V60H192V63H195L194 65L197 66V68H196V66L193 65V66L195 67L196 70H197V69H200L201 66H202L201 68L203 69V67L206 66L205 64H207L206 62H208V61H206V62L204 61V62H205V64H204V62L201 63L203 60L201 61V60H198L197 58H196ZM208 60H209V59H208ZM218 60H217V61H218ZM210 61H212V60H210ZM113 62H112V63H113ZM163 63H162V64H163ZM165 63H166V65H165ZM190 63H191V61L189 62V66L187 67L188 69H190V68H189V67H190ZM192 63H191V64H192ZM196 63H197V64H196ZM200 63H201L202 65H201V66H198V65H200ZM168 64H169V66H168ZM180 64H181V62H180ZM203 64H204V65H203ZM208 64H209V63H208ZM208 64H207V65H208ZM220 64H221V63H220ZM220 64H219V65H220ZM115 65H116V64H115ZM120 65H121V64H120ZM143 65L140 64V66H143ZM212 65H213V64H212ZM248 65H249V64H248ZM106 66H107V65H106ZM106 66H105V67H106ZM147 66L151 67V65H149V63H148ZM159 66H158V67H159ZM191 66H192V65H191ZM222 66H223V65H222ZM149 67H148V68H149ZM152 67H153V66H152ZM206 67H209V66H206ZM206 67H204V70L206 69ZM248 67H249V68H248ZM248 67H247V65H244L243 69H244V70L247 69L246 71L249 72L251 69H250V66H248ZM110 68H111V66L108 68V70H109ZM144 68H145V66L143 67V69H144ZM154 68H157V67H154ZM154 68H153V70H154ZM181 68H182V67L180 66V69H181ZM192 68H193V67H192ZM192 68H191L189 71H190V72H193L194 74H197V75H198V74H199V73H198L199 70H198V72L195 70V71H196V73H195V72L193 71L194 69L192 70ZM212 68H213V69H216V68H217L216 70H212L213 72L211 71V72L213 73V75H216V76H217L218 74L221 75V74L223 73V71H224V70H223V71H222V70L219 71V70H218V69H219V66H218V67L216 66V68H214V67H212ZM241 68H242V67H241ZM241 68L239 69L240 71H241ZM245 68H246V69H245ZM102 69H104V68H102ZM106 69H107V67H106ZM113 69H114V68L112 67V70H113ZM146 69H147V67H146ZM220 69H225V68L222 67V68H220ZM248 69H250V70H248ZM155 70H156V69H155ZM166 70H167V71H166ZM147 71H148V70H147ZM149 71H150V70H149ZM165 71L168 72V73H166ZM215 71H218V74H217V72L214 74ZM246 71H245V72H246ZM105 72H106V71H105ZM105 72H103V70H102V71H101V75H102V76H105L104 79H105V81H108V84H109L110 79H111V81H112V77H113L112 75H113L114 73L111 72V71L109 70V73L107 72V73L109 74V76H106V75H108V74H105ZM131 72H132V71H131ZM135 72H136V71H135ZM137 72H139V71H137ZM164 72H165V74L163 75ZM180 72H181V71H180ZM203 72H204V73H203ZM207 72H209V71L207 70ZM219 72H220V73H219ZM224 72H225V71H224ZM226 72H227V71H226ZM226 72H225V74L223 73V75L226 76V74H227ZM242 72H243V70H242ZM248 72H246V74H250V73H251V72H249V73H248ZM102 73H103V74H102ZM159 73H158V74H159ZM201 73H203V75L206 74L205 71H202V70L200 69V74H201ZM258 73H259V72H258ZM135 74H136V73H135ZM140 74H141V73H140ZM156 74H157V72H156ZM158 74H157V75H158ZM180 74H181V73H180ZM200 74H199V75H200ZM207 74H208V73H207ZM230 74H231V72H230ZM230 74H227V75H228V76H227L228 78L230 77V76H229ZM238 74H239V73H238ZM128 75H129V74H128ZM131 75H132V77H134L133 73H132ZM136 75H137V74H136ZM141 75H142V74H141ZM143 75H144V74H143ZM143 75H142V79H144L143 77H147V76H143ZM159 75H160V74H159ZM213 75H211V73H210V77L213 76ZM219 75H218V76H219ZM138 76H140V75H138ZM174 76H175V77H174ZM207 76H208V75H207ZM207 76H206V77H207ZM218 76H217V78H218ZM225 76H224V77H225ZM243 76H244V77H243ZM243 76H242L243 79L245 78V76L247 77V75H244V74H243ZM257 76H258V75H257ZM130 77H131V76H130ZM208 77H209V76H208ZM210 77H209V78H210ZM259 77H260V76H259ZM178 78L180 79V77H178ZM178 78L175 80L176 82H177ZM221 78H223V77H221ZM225 78H226V77H225ZM228 78H227V79H228ZM248 78H249V75H248ZM101 79H103V77H102ZM163 79H164V78H163ZM185 79H188V78H185ZM185 79H184V80H185ZM212 79H214V78H211L210 80H212ZM218 79H219V78H218ZM218 79H215V81L218 80ZM239 79H240V78H239ZM17 80H18V79H16V80L14 79L13 81L16 82ZM145 80H148V79H145ZM157 80H158V79H157ZM189 80H190L191 82H193L195 79L192 80V78H191V79H189ZM221 80H222V81H221ZM221 80H220V81L223 82V79H221ZM246 80H247V79H245L244 81H246ZM101 81H102V80H101ZM139 81H140V77H139ZM139 81H138V82H139ZM187 81H188V80L183 81L184 84H185V82H187ZM190 81H188L187 83H189ZM196 81H198V80L196 79ZM213 81H214V80H213ZM220 81H217V82H220ZM225 81H226V80H225ZM225 81H224V82H225ZM247 81H248V80H247ZM247 81H246V82H247ZM17 82H18V81H17ZM20 82H21V81H20ZM152 82H153V81H152ZM155 82H156V81H155ZM191 82L189 83L190 85L193 84V83H194V84H197V85H194V84H193V86H198V85H199V84H198L199 81H198V83H197V82H196V83H195V82L191 83ZM209 82H210V81H209ZM241 82H242V81H241ZM241 82H240V83H241ZM110 83H111V82H110ZM139 83H140V82H139ZM142 83H144V82L142 81ZM142 83H140V84H142ZM147 83H148V81H147ZM149 83H150V82H149ZM242 83H243V82H242ZM244 83H245V82H244ZM144 84H146V81H145ZM150 84H151V83H150ZM155 84H156V83H155ZM157 84H158V83H157ZM164 84H165V83L162 84L163 87H164L165 85H167L168 83L165 84V85H164ZM173 84H174V83H173ZM175 84H176V83H175ZM189 84H188L187 86H189ZM47 85H48V84H45L44 87L46 86V88H47ZM138 85H139V84H138ZM142 85H143V84H142ZM147 85H148V84H147ZM147 85H144V86H147ZM152 85H153V83H152ZM152 85H151V86H152ZM158 85H159V84H158ZM162 85H161V86H162ZM171 85H172V82H171ZM185 85H186V84H185ZM203 85H204V84H203ZM212 85H213V84H212ZM214 85H215V84H214ZM52 86H53V84H52ZM154 86H155V85H153L152 87H153V88H156V87H157V86H156V87H154ZM161 86H159V87H161ZM167 86H168V85H167ZM172 86H173V85H172ZM172 86H171V87H172ZM193 86H191V88H192ZM207 86H209V85L207 84ZM40 87H41V86H40ZM42 87H43V85H42ZM139 87L141 88L142 86H139ZM139 87H137V88H139ZM159 87H158V88H159ZM163 87H162V88H163ZM174 87H175V86H174ZM189 87H190V86H189ZM209 87H211V82H210V86H209ZM214 87H215V86H214ZM7 88H9V87H7ZM46 88H45V89H46ZM48 88H50V86H49ZM158 88H156L155 91L153 90L152 92H150V90L152 89V88H151V89L149 90L150 93L148 92L149 95L152 94L153 97L156 96V95H157V96L159 95V97H160V94H161L160 92H162L163 89H165V87L162 89V91L160 90L161 88H160V89H158ZM169 88H170V86H169ZM204 88H206V87H204ZM204 88H203V90L201 89V90H202L201 92H203V91L206 92V93L204 94V96H203V97H204V100H205V97H207V95H206L207 92H208V91L210 92L211 89H212L213 87H211L210 89L208 88V89H209L208 91H206L207 88H206V89H204ZM217 88H218V87L216 86V91H217V92L222 91V88H220V89L218 88V90H217ZM38 89H40V88H38ZM142 89H143V88H142ZM172 89H173V88H171L170 90H172ZM176 89H177V88H176ZM176 89H175V90H176ZM193 89H194V88H193ZM196 89H198V88L196 87L195 90H196ZM213 89L215 90V88H213ZM228 89H229V87H228ZM6 90H7V89L3 88V93H4V91H5V93H7ZM42 90H43V89H42ZM49 90H50V89H49ZM1 91H2V89H1ZM141 91H142V90H141ZM177 91H179V90H177ZM180 91H181V90H180ZM216 91H213V92L218 96L219 93H217ZM227 91H228V90H227ZM227 91H226V92H227ZM229 91L231 92L232 90H229ZM263 91H264V89H263ZM153 92H154L156 95H155ZM164 92H166V91H164ZM209 92H208V96H210V94H211L212 91L210 92V94H209ZM222 92H224V91H222ZM232 92H233V91H232ZM0 93H1V92H0ZM3 93H2V96L4 95ZM121 93H123V92H121ZM121 93H119V94L121 95ZM125 93H126V92H125ZM169 93H171V91H170ZM169 93H168V96H169ZM178 93H179V92H178ZM183 93H185V92H183ZM224 93H225V92H224ZM224 93H222V94H224ZM173 94H174V93H173ZM173 94H172V95H173ZM175 94H176V93H175ZM175 94H174V95H175ZM202 94H203V93H202ZM202 94H201V95H202ZM246 94H247V93H246ZM262 94L264 95V92H263ZM120 95H118V96H120ZM122 95H124V94H122ZM166 95H167V93H166ZM176 95H178V94H176ZM179 95H180V94H179ZM179 95H178V96H179ZM183 95L186 96V94H183ZM216 95H215L214 99L216 98ZM236 95H238V94L236 93ZM4 96H5V95H4ZM157 96H156V97H157ZM162 96H163V95H162ZM168 96H167V98H168ZM185 96H184V97H185ZM189 96H190V95L188 94L187 97H185V99L182 98V99H184L183 101L181 100V102H183V103H182V106H183V105L185 106V104L188 105L187 102H189V100H187V99H188V98H189V99L191 98V97H189ZM212 96H213V95H212ZM240 96H241V95H240ZM240 96L238 95V96H236V98H239V99H238L239 102H237V103H240V104H241L242 102H240V101H241V100H240V99H241ZM246 96H247V95H246ZM156 97H154V98H156ZM175 97H176V96H174V99L171 97V98L173 99V102H174V100H175ZM201 97H202V96H200V98H201ZM210 97H211V96H210ZM220 97H221V99H222V98H223V95H221ZM262 97H263V96H262ZM1 98H4V97H1ZM123 98H125V96H124ZM151 98H152V96L150 95V98H149V99L151 100ZM163 98H164V97H163ZM167 98H166V99H167ZM180 98H181V97H180ZM186 98H187V99H186ZM207 98H208V97H207ZM207 98H206V99H207ZM212 98H213V97H212ZM218 98H219V97H218ZM120 99H122V97H120ZM152 99H153V98H152ZM159 99H161V98H158V99L156 98L155 100H157V101H155L154 99H153L152 101L158 102ZM166 99H163V100L165 101ZM178 99H179V97H177V99H176V100L178 101V104H179L180 101H179ZM208 99H210V101H211V98H208ZM214 99H213L212 101H215V100H216V99H215V100H214ZM106 100H107V98H106ZM169 100H170V99L168 98V101H169ZM176 100H175L176 105H178ZM185 100H186V102H184ZM191 100H192V99H191ZM246 100H248V99H246ZM160 101L162 102V100H160ZM168 101H167V102L165 101V102L167 103V105H168V106H167V105H166V106H167V107H170V106H169L170 104H168ZM201 101H202V100H201ZM206 101H207V100H205V102H206ZM208 101H209V100H208ZM236 101H237V100H236ZM242 101H243V98H242ZM258 101H259V100H258ZM99 102L101 103V101H99ZM135 102H136V101H135ZM161 102H160V103H161ZM170 102H171V104H173V102H172L171 100H170ZM170 102H169V103H170ZM244 102H245V101H244ZM246 102H247V101H246ZM249 102H250V101H249ZM249 102H248V103H249ZM253 102H254V100H253ZM131 103L133 104L134 102H131ZM162 103H163V102H162ZM166 103H165V104H166ZM184 103H185V104H184ZM189 103H190V102H189ZM195 103H196V102H195ZM198 103H199V101H198ZM218 103H219V102H218ZM59 104L62 105L63 103L60 102ZM132 104H131V107H133V106H136V107H137V106H138V105H133V106H132ZM134 104H135V103H134ZM136 104H139V102L136 103ZM152 104H155V103H152ZM152 104L150 103L151 106H152ZM165 104H164V105H165ZM174 104H175V103H174ZM200 104H201V103H200ZM200 104H198V106H200ZM203 104H204V103H203ZM205 104H206V103H205ZM240 104H237V105H240ZM245 104H246V103H245ZM256 104H257V103H256ZM146 105H147V104H146ZM176 105H173V106H175V108H176ZM180 105H181V104H180ZM194 105H195V104H194ZM201 105H202V104H201ZM249 105L251 106V104H249ZM249 105H247V108H248ZM59 106H60V105H59ZM62 106H63V105H62ZM140 106H141V105H140ZM147 106H148V105H147ZM184 106H183V108H182V107H180V108H182V109H186V108H184ZM198 106H197V107H198ZM250 106H249V107H250ZM14 107H16V106H14ZM14 107H13V109L11 108L12 111H13V110H14V111H17L16 109H14ZM136 107H135V108H136ZM138 107H139V106H138ZM138 107H137L136 109H135V108H131L130 110L135 111V110L138 109ZM144 107H145V105L143 106V108H144ZM153 107H155V105H153ZM153 107H152V108H153ZM177 107H178V106H177ZM185 107H186V106H185ZM193 107H195V106H193ZM197 107H196V108H197ZM236 107H238V109H239V106H235V109H236ZM252 107H253V106H252ZM252 107H250V108L248 109V111L251 110V111L254 112L255 110H253ZM43 108H44V107H43ZM61 108H62V107H61ZM145 108H146V107H145ZM145 108H144V109H145ZM149 108H150V107H148V109H149ZM152 108H151L152 111H151V110H149V111L147 110V111H148V112H150V111L153 112V109H152ZM155 108H157V106H156ZM159 108H160V107H159ZM196 108H195V109H196ZM198 108H199V107H198ZM200 108L203 109V107H201V106H200ZM200 108H199V109H200ZM204 108H205V105H204ZM52 109H53V108H52ZM134 109H135V110H134ZM146 109H147V108H146ZM163 109H166V108L163 107ZM172 109H173V108H172ZM178 109H179V108H178ZM240 109H241V108H240ZM154 110H155V109H154ZM167 110H168V109H167ZM167 110H166V111H167ZM186 110H189V108L186 109ZM190 110H191V109H190ZM236 110H237V109H236ZM242 110H243V109H242ZM10 111H11V110H10ZM10 111H9V112H10ZM54 111H55V110H54ZM133 111H132L131 113H133ZM162 111H163V110H162ZM193 111H194V112H193ZM193 111H191V112L193 113L194 116H196L197 110H196V111L193 110ZM201 111H202V110H200V114H199V115H201ZM244 111H245V107H244ZM248 111H245L246 114H247ZM262 111H263V110H262ZM55 112H56V111H55ZM60 112H61V111H60ZM170 112H171V111H170V109H169V113H170ZM183 112H184V111H183ZM189 112H190V111H189ZM191 112H190V115L192 116V118H191V116H190V118H189L190 120L187 119V120H189V122L193 121L192 119H194V118L196 119V117H194V116L191 114ZM195 112H196V113H195ZM245 112L243 113L244 115H245ZM255 112H256V111H255ZM10 113H11V112H10ZM13 113H14V112H13ZM13 113H11V114H12V115H11L12 117H14V116H13L14 114H19V113H17V112L14 113V114H13ZM56 113H57V112H56ZM56 113H54V114H56ZM100 113H101V112H100ZM160 113H161V111H160ZM167 113H168V112H167ZM171 113H172V112H171ZM194 113H195V114H194ZM202 113H203V112H202ZM258 113H259V112H258ZM260 113H261V112H260ZM262 113L264 114V112H262ZM57 114H58V113H57ZM57 114H56V116H58ZM129 114H130V113H129ZM133 114H134V113H133ZM133 114H132V115H133ZM147 114H149V113H147ZM151 114H152V113H151ZM161 114H165V119H166V116H167L166 113L164 112V113H161ZM161 114H160V115H161ZM197 114H198V113H197ZM209 114L212 115V113H209V112H208L207 115L210 116ZM213 114H214V113H213ZM249 114H251L250 111H249ZM249 114H247V119H246V120H245V118H244V119L242 118L243 120H245L244 122H246V121L248 120V115H249ZM252 114H253V119L256 118V117L254 116V113H252ZM9 115H10V114H9ZM168 115H169V114H168ZM171 115L174 116L173 114H171ZM203 115H204V114H203ZM255 115H256V114H255ZM257 115H258V114H257ZM259 115L262 116V114H259ZM16 116H17V115H16ZM151 116H152V115H151ZM161 116H162V115H161ZM208 116H206V117L209 118ZM260 116H259V117H260ZM7 117H9V116H7ZM129 117H130V116H129ZM154 117H155V116H154ZM156 117H157V116H156ZM158 117H159V116H158ZM193 117H194V118H193ZM245 117H246V116H245ZM250 117H252V115H250ZM136 118H137L138 120H140V121L143 120V121L140 122V123H145V122H144V121H145L144 119H146V121H148V120H149L148 118H150V120H151V117L148 116V115H146V116H142V115L139 114V117H138V115H137ZM139 118H140V119H139ZM162 118L164 119V117H162ZM167 118H171V116H170V117H167ZM172 118H173V117H172ZM260 118H261V117H260ZM260 118H259V119H260ZM69 119H70V121L72 120L71 118H69ZM130 119H131V118H130ZM133 119H135V118H133ZM137 119H136V122L138 121ZM154 119H155V118H154ZM174 119L177 120V121H179V123H176L173 119H172V120L169 119V120H171V122L174 121L175 123H171L169 120H168V121L170 122V123L168 122L169 124H166V121H165V124H164V121H163V123H162V122L160 123L161 125L164 124V126L167 125L166 127L163 126L164 129H160V131L163 130V131L160 132V133H162V135L165 136V135L167 134L164 138H167V136H169L168 133H169V134L171 133V129H172V130H173V128L175 129V126H176V125L179 126V124H180L181 121L183 120V119H182V116H180V118H179V116H175ZM213 119H214L213 117H212V119H211V117H210V119H207V120L210 121V122H209V127H210V125H211L210 123H214V122H212ZM250 119H251V118H250ZM155 120H156V119H155ZM158 120H159V118H158ZM158 120H156L157 122H155V125H156V123L160 122V120H159V121H158ZM207 120H205V121H207ZM260 120H261V119H260ZM60 121H61V119H60ZM134 121H135V120H134ZM134 121L131 123V125H130V121H129V124L126 125V126L128 127L127 129L129 130V132H130V129H129V128H130V127L132 128V126H135V125H136V124L134 123ZM194 121H195V120H194ZM194 121L191 122V123H193V125L195 124ZM262 121H264V118H262ZM67 122H69V121H68V118H67ZM138 122H139V121H138ZM153 122H154V121H153ZM189 122L187 121L186 123L188 124ZM207 123H208V122H207ZM221 123L224 124L223 122H221ZM221 123H219V124H221ZM263 123H264V122H263ZM66 124H67V123H66ZM69 124H70V123H69ZM132 124H133V125H132ZM134 124H135V125H134ZM137 124H138V123H137ZM146 124H147V122L145 123V125H146ZM148 124H149V123H148ZM150 124H151V123H150ZM150 124H149V125H150ZM197 124H199V123L197 122ZM197 124H195V125H197ZM67 125H68V124H67ZM129 125H130V126H129ZM140 125H142V124H140ZM143 125H144V124H143ZM161 125H160V126L158 125L159 128L162 127ZM193 125H192V124L190 125V126H191V129H192ZM195 125H194V127L196 128ZM147 126H148V125H147ZM200 126H201V128L204 127V129H205V123H203L202 125L200 124ZM211 126H212V125H211ZM218 126H219V127H218V130H220V131H221L224 127H226L225 125H224V126H223V125H222V126L218 125ZM67 127H68V126H67ZM69 127H70V126H69ZM136 127H138V125H137ZM136 127H135V128H136ZM155 127H156V126H155ZM163 127H162V128H163ZM169 127H171V128H169ZM176 127H177V126H176ZM194 127H193V129H195ZM197 127H198V126H197ZM207 127H208V126H207ZM207 127H206V128H207ZM221 127H223V128L220 129ZM153 128H154V127H153V125H152V129H153ZM201 128H200V129H201ZM198 129H199V127H198ZM204 129H203V130L201 129V131H204ZM224 129H225V128H224ZM224 129H223L222 131H223V133L226 132V133H224V135H227L228 132L225 131ZM67 130H68V129H67ZM125 130H126V127L124 128V133H128V130H126V132H125ZM131 130H132V129H131ZM133 130H136V129H134V127H133ZM133 130H132L131 134L133 133ZM216 130H217V128H216ZM237 130H238V128H237ZM146 131H147V130H145V132H146ZM149 131L152 132L151 129L148 130L146 133H145L144 130H143V132H144L145 134H147V133H148V134H147L146 136H144V138H143V135H139V137H142V140L139 141V139H140V138H139V139H138V143H139V142L142 143V141H143V142L146 141V142L149 143L150 140H151L150 144L144 145L146 142H145L144 144L142 143L143 145L138 149L139 151H137L136 153H134V154H135V158H137V160H138V158H139V159H141V160H144V162H145V161H148V160L150 161V160H152V158L155 159L154 157H155V154H157V152H158L157 150H159V148L162 147L161 145L163 144V143H162L163 141H161L159 138H158V139L160 140V142H161L162 144H161L160 142H158V139H154V138H157V137H153V139H152L151 136H148V135H152V136H153V134H149V133H151V132H149ZM155 131H156V130H155ZM155 131H154V133H156ZM239 131H240V129H239ZM254 131H257V129H254ZM259 131H260V130H259ZM134 132H135V131H134ZM234 132H235V131H234ZM234 132H232L234 135H233V134H230V137H232V135H233V137L231 138V139H233V140L237 137V136H236L237 133H239V134L242 133L241 131H240V132H237V131H236V132H237L236 134H235ZM262 132H263V131H262ZM65 133H67V132H65ZM137 133H138V132H137ZM163 133H166V134H163ZM223 133H222V134H223ZM263 133H264V132H263ZM131 134H130V136H131ZM133 134H134V133H133ZM133 134H132V135H133ZM142 134H143V133H142ZM157 134H159V133H157ZM256 134H257V133H256ZM113 135H114V134H113ZM126 135H127V134H126ZM128 135H129V133H128ZM159 135H160V134H159ZM162 135H160V136L163 137ZM130 136H128V137H130ZM147 136L150 137V138L148 139ZM234 136H235V137H234ZM238 136H239V135H238ZM7 137H10V138L12 139V137L9 136V135H8ZM110 137H112V136H110ZM145 138H147V139H145ZM168 138H169V137H168ZM214 138H215V137H214ZM214 138H212V140H215ZM237 138H238V137H237ZM237 138H236V139H237ZM7 139H8V138H7ZM20 139H21V138H20ZM20 139H19V140H20ZM109 139H110V138H108V140H109ZM111 139H112V138H111ZM111 139H110V140H111ZM136 139H137V138H136ZM171 139H173V138H171ZM8 140H9V139H8ZM8 140H7V141H8ZM12 140L14 141V143L18 142V141H15V140H17V138L12 139ZM110 140H109V141H110ZM113 140H114V137H113ZM154 140H155V141L157 140V141L154 142ZM162 140H164V139L162 138ZM167 140H168V139H167ZM10 141H11V140H10ZM20 141H21V142H20L21 144H20L19 146H21L22 144H24V143H22V140H20ZM109 141H108V142H109ZM114 141H115V140H114ZM152 141L154 142V144H153ZM173 141H178V142H177V143L175 142L176 144H174ZM173 141L171 140L172 143L169 142V145L171 144V146L169 147V149L171 148V150H170L169 153L172 154V152H173V155H172V156H175V157H176L175 159H178V160L183 159V158L185 157V155H186L187 145H188V143H190V141H185V139H184L185 143H184V141L182 140V141H183V143H181L182 145L179 143L178 138H177V140L174 139ZM182 141H181V142H182ZM196 141H198V140H196ZM196 141L193 142V143H194L193 146H195ZM216 141H219V140H216ZM216 141H210L211 143H209V146L212 144V146H210L211 149L213 148V144H214V142H216ZM24 142H25V141H24ZM110 142H113V141H110ZM157 142H158V144H159V143L161 144V145L159 144L160 146L158 145L159 148H158L157 145H156ZM198 142H199V141H198ZM243 142L246 143V141H243ZM248 142L250 143L249 145H250L252 148L248 145ZM248 142H247L248 147H247V145L245 144V145H246L245 149H247V148L250 147V148L247 149V150L252 154V153L255 151V148H254V147L256 146V143L253 141V143H252V145H251V139H249ZM138 143H137V144H138ZM140 143L138 144L139 146H140ZM151 143L153 144V146L151 145ZM155 143H156V144H155ZM167 143H168V142H167ZM200 143H201V142L196 143V147H194V148H195V151H194V153H193V155H192L193 157L197 155V153H198V148H199V150H200V147L203 148V147L201 146L202 143H201V144H200ZM254 143H255V144H254ZM18 144H19V142L16 143L17 146H18ZM109 144H110V143H109ZM111 144H112V143H111ZM113 144H114V142H113ZM126 144H127V143H126ZM262 144H263V143H262ZM11 145H12V144H11ZM115 145H116V143L114 144V146H115ZM117 145H118V144H117ZM180 145H181V146H180ZM214 145H215V144H214ZM263 145H264V144H263ZM263 145H262V147H263ZM107 146H108V145H107ZM110 146H113V145H110ZM122 146H123V145H122ZM122 146H121V148H122ZM179 146H180V147H179ZM209 146H208V147H209ZM253 146H254V147H253ZM108 147H109V146H108ZM126 147H127V146H126ZM126 147H125V148H126ZM166 147H167V146H166ZM176 147H179V149H178V151H177V149H176V152H174L175 150H172V149H174V148H176ZM216 147L218 148V144H217ZM216 147L214 146L215 149H216ZM219 147H220V146H219ZM242 147H244V145H243ZM125 148H124V149H125ZM163 148H165V146H164ZM167 148H168V147H167ZM169 149H167V152L169 151ZM207 149H208L207 151H209V148H207ZM245 149L242 148L241 153H243V151H245ZM252 149H253V150H252ZM120 150H121V149H120ZM125 150H127V149H125ZM146 150H147V151H146ZM219 150H220V149H219ZM219 150H218V151H219ZM221 150H222V148H221ZM145 151H146V152H145ZM171 151H172V152H171ZM200 151H201V150H200ZM218 151H217V152H218ZM248 151H247V154L244 155V156H247V155H248V157H249V156L251 157V155L249 154ZM252 151H253V152H252ZM209 152H211V151H209ZM212 152H213V151H212ZM217 152H216V154H218ZM245 152H246V151H245ZM256 152H257V149H256ZM256 152H254V153H256ZM263 152H264V151H262V153H263ZM121 153H122V150H121ZM121 153H120V154H121ZM213 153H214V152H213ZM213 153H210V155L213 154ZM221 153H222V152H221ZM241 153H239V154H241ZM254 153H253L254 156L252 155L254 158H253V157H252V158H253V159H257V158L255 157L256 154H254ZM134 154H133V155H134ZM216 154H213V155H211V156L209 155V156L211 157V159H209V157H208L207 160H208V161L210 160V162H212V160H213V162L218 163L219 161L217 160V158H216V156H215ZM244 154H245V153H244ZM257 154H258V153H257ZM157 155H158V154H157ZM258 155H259V154H258ZM258 155H257V156H258ZM213 156H214V158H212ZM237 156H238L237 159H240V160H237V161H236L237 163H236L235 160H234V162L236 163V167H234V168H238L237 166H238L239 164H241V167L243 166V168H245L244 165H248V164H250L249 162H248V164H245V163H247V160H246L247 158L244 157L246 162L243 160V161H244V165H242V164H243V163L241 162V159H243L242 155H241V156H240V155H237ZM239 156H240V158H239ZM260 156H261V154H260ZM263 156H264V154H263ZM263 156H262V158H261V157H260V158L258 157L259 159H257V163H258L259 161H261L260 159H263V160H264ZM158 157H160V158H159V161L161 160V161H160L161 164H158V165H157L158 168H159V165H160L162 168H163V166H164V167H167V166H168V165L166 164L167 159L164 157V155H162V156L159 155ZM241 157H242V158H241ZM102 158H103V161H102L103 165H101V168L103 167V168H102L103 170L105 169L106 172H108V171H112V173L115 172L116 174H117V172L120 171L119 174H121V171H122L123 169L121 170L120 168H121L122 166L124 167V165H122V166H121V165H118L117 162H115L113 159H112V161H110L111 159L109 160V158H106V157H105L107 160H104V159H105L104 157H102ZM112 158H114V157H112ZM163 158H164V160H163ZM248 159H249V158H248ZM214 160H216V161H214ZM249 160H250V159H249ZM113 161H114V162H113ZM163 161H165L164 164H163ZM238 161H240L241 163H238ZM150 162H151V161H150ZM167 162H168V161H167ZM206 162H207V161H206ZM234 162H233V164H234ZM261 162H262V163H261ZM261 162H259V164H263V163H264V161H261ZM102 163H101V164H102ZM142 163H143V162H142ZM142 163H140V164H142ZM143 164H145V163H143ZM147 164H148V162H146V166H147ZM173 164H174V163H173ZM237 164H238V165H237ZM165 165H166V166H165ZM135 166H136V165H135ZM139 166H140V165H139ZM170 166H172V164L169 163L168 168H166V169H167V170H166L167 173L164 172V174H166V175L170 174V171H168V169H169ZM173 166H174L175 168H174ZM173 166H172V167H173L172 169L174 170V169L177 168L176 166H178V165H177V164H174ZM155 167H156V165H155ZM155 167H154V168H155ZM178 167H180V168H177V170H178V169H182V168H181L182 166L179 165ZM241 167L239 166L240 169H241ZM246 167H247V166H246ZM148 168H149V167H148ZM185 168H186V167H183L184 170H185ZM187 168H188V169L185 170V171H187L188 173H190L191 168H189V167H187ZM204 168H205V167H204ZM231 168H232V166H231ZM234 168H233V169H234ZM243 168H242V170H245V171H246V170H248V171L250 170V169H243ZM137 169H138V170L135 169V171H136L135 173H136V174H137V171L140 170L138 167H137ZM156 169H157V168H156ZM172 169H169V170H172ZM183 169H182V170H183ZM233 169H232V170H233ZM150 170H151V169H150ZM163 170H164V169H163ZM173 170L171 171V173H172V172L174 173ZM177 170H175V171L177 172ZM182 170H181V171H182ZM213 170H214V168H213V169L211 168V171L214 173L215 171H213ZM242 170H241V171L239 170V171L242 172ZM251 170H252L251 173L244 172V173L247 174V175H246V178H245L244 176H242V177H244L245 179L242 180V181H243V183H242L243 186L240 185V186H242V187H241V188L239 187V188H240V190L242 191L241 193H243V191H245V192H244V194H245V195H244V199H246V200L243 201V202H244V203L247 202V204H251V205H252V204H254L255 200H257L256 197H258V198H260V197L263 198V197H264V196H260V197H259V196H256V195L252 194V190H253V189H252V184H253V181L259 180L260 182H264V181H263V180H264V176H263V174H261V173H259L258 171H256L255 167H254L255 172H254L253 169H251ZM157 171H159V170H157ZM160 171H161V170H160ZM181 171H178V172L180 173ZM234 171H235V169L233 170V172H234ZM236 171H237V172H236ZM236 171H235L236 173L239 172L238 169H237ZM162 172H163V171H162ZM162 172H160V173H162ZM115 173H113V174H115ZM133 173H134V171H133V168H132V174H133ZM135 173H134V174H135ZM146 173H147V174H146ZM181 173H184V172H181ZM188 173H187V174H188ZM230 173H231V172H230ZM116 174H115V175H116ZM134 174H133V176H134ZM150 174H151V172L149 173L148 171H146V169H145V170L142 169L141 171H139V173H138L137 175L142 176L144 179H142V181L140 182L139 179H138V178H139L138 176H137V177L134 176L135 178L133 177L135 180H134L133 178H131V176H130L129 178H131L132 180L135 181V182H134V181L132 182V180L130 179V180H131L130 182H132V184H133V183H134V184L137 183L136 181L140 182V184H142V182H143V183L145 182V183H146L145 186L147 185V187H150V186H148V184L150 183V185H151V183H153L152 181L155 180V179L152 180L153 177H151V176H153V175L151 174V176H150ZM174 174H176V173H174ZM199 174H201V173H199ZM233 174H234V173H233ZM233 174L229 175L228 172L225 173V175H226L227 177H226V176H225L226 178L223 177L224 180H222V182H221V185H223L221 191L224 189V187H225L224 185H228V186H229V185L231 184V186H230V188H231V187H233L232 185H233L234 183L237 182L238 175L236 176V175H233ZM238 174H239V173H238ZM241 174H242V173H241ZM248 174H250V175H248ZM117 175H118V174H117ZM121 175H122V174H121ZM147 175H149V176H147ZM161 175L164 177L163 174H161ZM171 175H173V174H171ZM239 175H240V174H239ZM119 176H120V175H119ZM162 176H161V177H162ZM199 176H200V175H199ZM248 176H249V177H248ZM158 177L160 178V176H157V177H156V178L158 179V181H159V178H158ZM165 177H166V176H165ZM165 177H164V178H165ZM167 177H168V176H167ZM167 177H166V178H167ZM154 178H155V177H154ZM169 178H171V176H169ZM169 178L164 179V180H163V178H160V181H162V180H163V181L160 182V183L158 182L159 186H158L157 182H155V184H157V186H158L159 188H161V189L158 188V189L160 190V193H161V191L163 192V189H162V188H165V189H164V192H168V191H169L168 189H170L169 187H171V186H170L171 184H168V182L171 183V181L168 180ZM199 178H200V177H199ZM201 178L204 179V180H209V177H208L206 174L201 175ZM161 179H162V180H161ZM171 179H172V178H171ZM174 180H175V179H174ZM180 180H181V179H180ZM180 180H179V181H178V180H175V181H178V184H177V185H178L179 187L182 186V180H181V181H180ZM199 180H200V179H199ZM240 180H241V178H240ZM240 180H239V181H240ZM183 181L186 182L185 180H183ZM166 182H167V184H166ZM172 182H173V180H172ZM184 182H183V183H184ZM240 182H241V181H240ZM161 183H164V184H162V186H160ZM175 183H176V182H175ZM175 183H174V184H175ZM232 183H233V184H232ZM134 184H133V185H134ZM138 184H139V183H138ZM155 184H153V186H154ZM185 184H186V183H184L183 185H184L185 187H187ZM135 185H137V184H135ZM135 185H134V186H135ZM180 185H181V186H180ZM234 185H235V184H234ZM140 186H142V185H140ZM155 186H156V185H155ZM178 186H177V187H178ZM184 186H182L183 190H184ZM137 187H138V185H137ZM172 187L175 188L174 185H173ZM177 187H176L175 189H177ZM234 187H235V186H234ZM234 187H233V189H234ZM138 188H139V187H138ZM174 188H173V190H175ZM182 188H181V189H182ZM198 188H199V187H196V189H198ZM227 188H228V187H227ZM239 188H238V189H239ZM242 188H244V189H242ZM152 189H153V188H152ZM185 189H186V188H185ZM201 189H202V188H201ZM201 189H199V191L197 190V192L195 193V196H196V198H197V199H195V200L197 201L198 198H199V199H201L200 202L203 203V200H204V199H205L204 201H206V198H204V196H203L204 193H206V192H204V191H205V188H204V191H200ZM228 189H229V188H228ZM233 189H231V190H233ZM144 190H145V189H144ZM166 190H168V191H166ZM170 190H171V192H172V189H170ZM225 190H226V189H225ZM150 191H152V190H150V188H149V192H150ZM175 191L177 192V190H175ZM184 191H185V190H184ZM194 191H195V190H193L192 192H194ZM171 192H170V193H171ZM208 192H209V191H207V193H208ZM223 192H224V191H223ZM226 192H227V190H226ZM226 192H224V193H226ZM228 192H229V191H228ZM238 192H239V191H237V193H238ZM150 193H151V192H150ZM152 193H153V192H152ZM152 193H151V194H152ZM173 193H174V192H173ZM177 193H179V192H177ZM177 193H176V194H177ZM167 194H168V193H167ZM179 194L182 195L183 193L181 194V192H180ZM193 194H194V193H193ZM193 194H192V195H193ZM210 194H211V193H210ZM235 194H236V192H235ZM208 195H209V194H208ZM208 195H206V197H208ZM237 195L240 196V197L243 196V195H241V194H239V193H238ZM153 196H154V195H153ZM209 196H210V195H209ZM213 196L215 197L214 194H213ZM145 197H146V196H145ZM151 197H152V196H151ZM200 197H201V198H200ZM236 197H237V196H236ZM114 198H115V197H114ZM114 198H112V199L114 200ZM159 198H160V197H159ZM191 198H193V197H191ZM203 198H204V199H203ZM215 198H217V197H215ZM238 198H239V197H238ZM108 199H109V198H108ZM112 199H110V200H112ZM149 199H150V195H149ZM151 199H153V197H152ZM164 199H165V198H164ZM202 199H203V200H202ZM213 199H214V198H213ZM235 199H237V198H235ZM244 199H243V200H244ZM171 200H172V199H170V201H171ZM195 200H194V201H195ZM260 200H261V198L259 199V201H260ZM148 201H149V203L151 202V205H152V204H153L152 201H154V200H151V201L148 200ZM163 201H164V200H163ZM163 201H162V204H164V203L166 202V201H164V202H163ZM173 201H174V200H173ZM176 201H177V200H176ZM176 201H175V202H176ZM192 201H193V200H192ZM196 201H195V202H196ZM210 201H211V200H209V203H211ZM216 201H219V202L221 203L222 199H221V201H220V199H218V200H215V201H213V202L215 203ZM237 201H238V202H239V201L241 202V199H239V200L237 199ZM257 201H258V200H257ZM262 201H263V200H262ZM262 201H261V202H262ZM113 202H114V203L116 202V204H117V201H116V200L113 201ZM195 202H194V203H195ZM219 202H218L217 204L215 203L214 205H216V206H212V207H214V208H218V209H219V207L222 206V205L219 204ZM243 202H242L241 204H242L244 207H245V206H246V207L249 206V205L243 204ZM261 202H260V203H261ZM114 203L111 202V203H110L111 206H110V205H109V206L107 205V206L105 207V209H106V208H112V206H113L112 204H114ZM172 203H174V202H172ZM172 203L170 202L171 205H169L168 202H167L166 205H169V206L172 207ZM178 203L180 204L181 202H178ZM196 203H197V202H196ZM198 203H199V201H198ZM222 203H223V201H222ZM257 203L260 204L259 202H255V204H257ZM121 204H122V203H121ZM158 204H159V203H158ZM158 204H157V205H158ZM162 204L160 203L159 206L162 205ZM255 204H254L253 207H252V206H251V207L249 206V207L251 208L250 210L257 209L258 206H260V205H258V206L256 205V206H255ZM114 205H115V204H114ZM117 205H120V203H118ZM148 205H150V204H148ZM151 205H150V206H151ZM164 205H165V204H164ZM181 205H182V203H181ZM209 205H210V204H209ZM211 205H212V204H211ZM239 205H240V204H239ZM159 206H157L158 209H159V211L157 210L158 214H159V212H160L159 216L161 215L162 217H163V216L166 217V215L168 214V211H169V209H170L171 207L168 209L167 206H164L163 208L160 206V208H162V209L160 210ZM162 206H163V205H162ZM189 206H190V205H189ZM218 206H219V207H218ZM113 207H114V206H113ZM157 207H156V208H157ZM178 207H179V206H178ZM178 207H177V208H178ZM185 207H186V206H185ZM187 207H188V206H187ZM210 207H211V206H210ZM210 207H209V208H210ZM212 207H211V208H212ZM254 207H257V208H254ZM156 208H155V210H156ZM230 208H231V207H230ZM230 208H227V209L229 210ZM252 208H254V209H252ZM112 209H113V208H112ZM112 209H111V210H112ZM174 209H175V208H174ZM189 209H190V208H189ZM206 209H208V205H207ZM220 209H222V208H220ZM227 209H225V210H227ZM108 210H109V209H108ZM177 210H178V209H177ZM191 210H192V209H191ZM213 210H214V209H213ZM222 210H223V209H222ZM222 210H220V211H222ZM228 210H227V212H228ZM231 210H232V208L230 209V214H229V213H228V214L225 213L226 211H224L223 213H221L222 217H220V219L222 218L221 220H224L225 217H226V218L228 217V219H225V220H229V221L232 220V222H234V221L237 220V219L240 220L239 217H238V218H237V217H234V219H233V216H236V215H235V212H234L235 210L233 211L234 214L232 213ZM104 211H105V210H104ZM173 211H174V212H172L173 214H174L175 212H178V211H175V210H173ZM204 211H205V210H204ZM214 211H215V210H214ZM105 212H107V211H105ZM155 212H156V211H155ZM190 212H191V211H190ZM110 213H111V212H110ZM191 213H192V212H191ZM191 213H190V214H191ZM224 213L227 214L228 216H227V215H226V216H223V215H225ZM152 214H153V213H152ZM158 214H157V216H158ZM190 214H189V215H190ZM207 214L209 215V213H206V217L208 216ZM231 215H232V216H231ZM238 215H239V214H238ZM238 215H237V216H238ZM112 216H113V215H112ZM168 216H169V215H168ZM171 216H172V214L170 215V217H171ZM177 216H178V215L176 214V217H177ZM263 216H264V213H263ZM106 217H107V215H106ZM110 217H111V214H110ZM176 217L173 218V216H172V218L174 219V222H173V223H172V221H170V223H172L173 225H174V223H175V219H176ZM206 217H205V218H206ZM231 217H232V218H231ZM247 217H248V216H247ZM247 217H245L246 220H247ZM249 217H250V216H249ZM108 218H109V217H108ZM152 218H153V217H152ZM152 218L150 217V219H152ZM158 218H160V217H158ZM178 218H179V217H178ZM203 218H204V217H202V218H200V219H203ZM205 218H204V220H205L206 225H207V222H208V223L210 222V221L207 220V219H210V218H206V219H205ZM230 218H231V220H230ZM160 219H161V218H160ZM162 220H164V219H161V221H162ZM177 220H178V219H176V223H177ZM204 220H202V222H204ZM210 220H211V219H210ZM242 220L245 221L244 218H243ZM242 220H241V221H242ZM161 221H159V222L161 223ZM164 221H165V222H168V219H167V220H164ZM178 221H180V222H178L177 224L175 223V225H177V230H178V229L180 230V228H181V232H180V233L182 234V233H183L182 230H183V229H186V228H185V227H186V223H184V222L182 223V221H181L180 219H179ZM229 221H228V222H229ZM126 222H127V223L130 222V221H129V218H127V221H126ZM155 222H156V225H155V226H157L158 220L155 221ZM155 222L152 221V223H153L152 226L154 225ZM205 222H204V224H205ZM256 222H257V221H256ZM256 222H255V223H256ZM170 223L168 222V226H167V228L170 227V225H169ZM179 223H182V225L185 224V225H184L185 227L183 226V227H184V228H183L181 224H180V226H178ZM194 223H195V222H194ZM200 223H201V221H200ZM216 223H218V222H216ZM216 223H215V224H216ZM221 223H222V222H221ZM262 223L264 224L263 221H261V223H260V221H259V224H260V225L258 224V222H257L256 224H257V226L259 225V226H258L259 228H262V227L264 226ZM128 224H129V223H128ZM128 224L126 225V227H125V224H124V226H122L123 228L125 227L124 229H125L126 233H127V230H130L131 228L134 229V227H135V226L132 225V223H131L130 225H128ZM164 224H165V223H164ZM172 224H171V225H172ZM198 224H199V223H198ZM218 224H219V223H218ZM218 224H216V225H218ZM227 224H228V223H227ZM237 224H238V223H237ZM240 224H241V223H240ZM240 224H239V225H240ZM244 224H245V222H244ZM256 224H255V227H256ZM131 225H132L133 227H132ZM173 225H172V227H174ZM206 225H205V226H206ZM219 225H221V224H219ZM222 225L224 226L223 231H222V230L219 231L218 228H217V231H219V236H221V233H222V232L227 233L226 235H229L230 232H231V234H232V231L234 232L233 228H234L235 226H234V227H233V226L230 227L229 225H224V224H222ZM250 225H251V224H250ZM250 225L248 226L250 229L247 228V229H249V231L251 230L252 232H254V230H255V231H258V232H259V229L256 230L258 227H256V228L253 227V228H255V229H253L252 226H254V224H252L251 226H250ZM261 225H263V226L261 227ZM199 226H200V225H199ZM201 226H204V225L202 224ZM205 226H204V227H205ZM223 226H222V227H223ZM160 227H161V226H160ZM188 227H189V226H188ZM188 227H187V228H188ZM190 227H191V225H190ZM222 227H221V228H222ZM238 227H239V226H238ZM164 228H165V227H164ZM170 228H171V227H170ZM182 228H183V229H182ZM221 228L219 227V229H221ZM161 229H162V228H161ZM168 229H169V228H168ZM168 229H167V230H168ZM188 229H189V228H188ZM243 229H244V227H243ZM247 229H246V230H247ZM252 229H253V230H252ZM121 230H122V228H121ZM152 230H154V229H152ZM170 230H173V231L175 230V231H176L175 227H174L173 229H169L168 232H170ZM179 230H178L177 232L174 231L173 233H172V231H171L170 233H172V234H170V235H174L175 233H178V234H179ZM197 230H198V229H197ZM237 230H238V228H237ZM246 230H245V232L243 231V233H246ZM123 231H124V230H123ZM130 231H131V230H130ZM134 231H135V230H134ZM183 231H184V233H185V230H183ZM192 231L194 232V230H192ZM239 231H241V230H239ZM249 231H248V233H249ZM261 231H264V227H263V229H262ZM163 232H164V231H163ZM163 232H162V233H163ZM168 232H167V233H168ZM188 232H189V231H188ZM193 232H192V233H193ZM199 232H200V231H199ZM213 232H214V230H213ZM220 232H221V233H220ZM237 232H238V231H237ZM252 232H251V233H252ZM126 233H124V234H126ZM129 233H130V232H129ZM156 233H157V231H156ZM159 233H160V232H159ZM184 233H183V235H184ZM195 233H197V232L195 231ZM243 233H242V231H241V234H242V235H243ZM248 233H247V235H248ZM165 234H166V233L163 234V237H164ZM178 234H177V236L179 237L180 234H179V235H178ZM187 234H188V233H187ZM213 234H216V232L213 233ZM234 234H235L234 236L236 237V233H235V232H234ZM258 234L261 235L260 238L262 237L261 239H263V235H264V234H260V233H258ZM258 234L256 233V235H258ZM155 235H156V234H155ZM158 235H159V237H160V239H161L162 236H160V235H162V234H158ZM166 235H167V234H166ZM166 235H165V236H166ZM183 235H181V236H183ZM197 235H199V234H197ZM204 235H205V234L202 233V236H204ZM226 235L223 234L222 236H226ZM244 235H246V234H244ZM244 235H243V237H242V236H241V237L245 239L246 237H245ZM249 235H250V234H249ZM184 236H185V235H184ZM193 236H194V234H193ZM230 236H231V235H230ZM254 236H255V234H254ZM168 237H169V233H168ZM174 237H176V236H174ZM191 237H192V235L190 236V238H191ZM195 237H196V236H195ZM235 237L233 238V240L235 239ZM238 237H240V236L238 235ZM250 237H251V236H250ZM252 237H253V236H252ZM252 237H251V239L253 240ZM258 237H259V236H258ZM164 238L167 239L166 237H164ZM182 238H183V237H182ZM185 238H186V237H185ZM216 238H217V237H216ZM224 238H225V237H223L222 239H224ZM247 238H248V236H247ZM176 239H177V238H176ZM183 239H184V238H183ZM212 239H213V238H212ZM239 239H241V238H239ZM248 239H249V238H248ZM255 239H257V238H255ZM255 239H254V240H255ZM258 239H259V238H258ZM181 240H182V239H181ZM185 240H186V239H185ZM185 240H184V241H185ZM187 240H188V238H187ZM187 240H186V241H187ZM193 240H194V239H193ZM198 240H199V239H198ZM198 240H196V243H198ZM200 240H202V239L200 238ZM206 240H207V239H206ZM206 240H205V241H206ZM224 240H229V238H228V239H224ZM224 240H223V241H224ZM236 240H237V239H236ZM252 240L249 239V242H250V243H253V246H254V243H255L257 240H255V242H254V240H253V241H252ZM166 241H167V240H164V239H163V242H166ZM179 241H180V240H179ZM203 241H204V240H203ZM210 241L212 242V240H210ZM213 241L216 242L217 240L214 238ZM242 241H243V240H242ZM242 241H240V242H242ZM245 241L247 242L248 240L245 239L244 242H245ZM259 241H260V240H259ZM167 242H168V241H167ZM182 242H183V241H182ZM208 242H209V241H208ZM211 242H210V243H211ZM215 242H214V243H215ZM228 242H229V243H228ZM236 242H237V241H236ZM240 242H238V243H239V245H240L241 248H242V245L240 244ZM257 242H258V241H257ZM214 243H211V244H213V246L215 247V248H214V250H215L216 247L218 246L217 244H220V246L222 245V244H221V243H222V240H221V242H220V240H218V241H217V244L215 243L216 245H214ZM223 243H224V245L226 244L225 246H223V247H225V248H227L226 246H228L229 244H231L230 240L227 241L228 244L226 243V241L223 242ZM247 243H248V242H247ZM250 243H249V244H250ZM259 243L261 244V242H259ZM182 244H183V243H182ZM211 244H210V245H211ZM232 244H234V243H232ZM232 244L230 245L231 248L233 247ZM235 244H236V243H235ZM242 244H243V242H242ZM196 245H197V244H196ZM243 245H244V244H243ZM261 245H263V244H261ZM183 246H185V245L183 244ZM245 246H246V243H245ZM248 246H249V245H247V248H248ZM259 246H260V245H259ZM218 247H219V246H218ZM223 247H221V248H223ZM228 247H229V246H228ZM219 248H220V247H219ZM229 248H230V247H229ZM229 248H228V249H229ZM231 248H230V251L233 252V250H232ZM244 248H246V247H244ZM244 248L242 249L243 252H244ZM247 248H246L245 250H247ZM249 248L251 249V244H250V247H249ZM254 248H255V246H254ZM254 248H253V250H254ZM257 248L261 249L260 247H256V249H257ZM212 249H213V247H212ZM228 249H225V250H228ZM233 249H235V248H233ZM220 250H221V249H220ZM225 250L223 249V252H224L223 255H225V253H226ZM242 250H241V251H242ZM253 250H249V249H248V250H247L248 254L251 253V254H254V255H255V253L258 252V250H257V251H256V250L253 251ZM197 251H198V250H197ZM215 251H219V249H217V250H215ZM228 251H229V250H228ZM228 251H227V252H228ZM236 251H237V250H236ZM261 251H262V249H261ZM220 252H222V251H220ZM231 252H230V253H231ZM247 252H246V253H247ZM241 253H242V252H241ZM194 254H196V253H194ZM251 254H249V255L251 256ZM259 254H260V253H259ZM196 255H197V254H196ZM226 255H227V253H226ZM228 255H229V253H228ZM230 255H232V254H230ZM249 255H248L247 257L250 259ZM256 255H257V254H256ZM194 256H195V255H194ZM258 256H259V255H258ZM261 256H262V255H261ZM252 258H253V256H252ZM257 258H258V257H257ZM254 259H255V258H254ZM259 259H260V258H259ZM250 260H251V259H250ZM261 261H262V260H261Z\"/></svg>",
	"mask_w": 264,
	"mask_h": 264
}]
</instances>
